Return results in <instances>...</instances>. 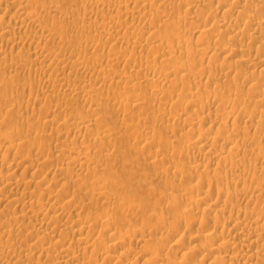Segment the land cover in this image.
Returning a JSON list of instances; mask_svg holds the SVG:
<instances>
[{
    "label": "bare ground",
    "instance_id": "1",
    "mask_svg": "<svg viewBox=\"0 0 264 264\" xmlns=\"http://www.w3.org/2000/svg\"><path fill=\"white\" fill-rule=\"evenodd\" d=\"M60 1H63L62 3H64V1H66V0H48V1H41V2H44L43 4H36V2H39V0H0V35L2 36V38H4V36H7L8 37V35H10L11 34V31L13 30V29H15V31H16V28L15 27H17L18 29H20V30H22L23 28H30V34L31 33H34V34H32V35H30V34H28L29 33V30H28V33H26L25 35L23 34L22 35V33H21V37H18V35H17V31L15 32L14 30V34H12V35H15V37H16V35H17V38H19V43L21 42V44H26L27 43V45H29V46H34V52H31L30 53V55L29 54H27V55H29L28 56V58L30 57V56H32L33 54L32 53H34V58H33V60H31L30 58V60L31 61H33V63L32 64H34V65H36V66H38V68H39V70L38 69H36V70H38V71H40L39 73H41V74H38L39 76L40 75H42V76H37V77H39L37 80H36V82H33V83H40L41 84V87H42V84L43 85H45L46 87L47 86H49V87H51V89H53L54 91L56 90V89H59V91H60V89L63 91V89H64V92H66L67 94H69V95H72V94H79V92L81 93V94H83V97L85 98V102H86V104L89 106L88 108V110L90 111L89 112V117H86V118H84L83 116H81V118H75V117H69L67 114L68 113H66L65 115L63 114L64 113V110H62V112L59 110H56V111H54L53 109H51V110H53L52 112H49V110L48 109H46V111L48 110V115L46 114V113H44V114H46L45 116L46 117H49V115L50 116H55V119H59L60 120V118L62 119L63 118V120L64 121H62V124H60V122H58L57 120H53V119H49V120H47L45 117V122H44V120H43V118H42V120H43V122L46 124V126H49L50 125V127L51 126H53L54 124L56 125V123H59L60 124V127H59V125H57V128H55V126H53V128L54 129H52L53 131H54V136H57V138H56V140L54 139V137H53V139L57 142V144H55V145H57V146H55L54 148H55V150L57 151V149L58 148H56V147H59V149H58V153L56 154H52V157H45L46 156V154H49L50 152L52 153V151L54 150V148H53V150L51 151L50 150V152L48 153H46L45 152V154H44V151H46V150H48L46 147L48 146H46V147H44L45 148V150H42V149H44V148H42V145H40V144H38L36 141L38 140V138L37 137H39L38 136V134L37 135H34V136H37V137H35V139H34V142H36L37 144H35L34 142H32L31 140L32 139H30L29 141H27L29 144H30V149L32 148V149H34V150H41L40 152H41V156H39V154L38 153H40L39 151H38V153H37V155L35 154V155H32V153H31V155H26V154H24L23 153V155H21V152L22 151H24V149L21 151V149H22V147H23V145H26L25 143H27L26 141L25 142H23V144H22V141H21V143L19 142V143H15V141L17 140V141H19V140H22V134H24V133H27V132H24L23 133V131L20 133V131L17 133V132H15L16 134H9V133H7V131H6V133H2L3 131L1 130V129H3V128H5V126L6 125H9V124H6L7 123V121L9 120V118H1L0 117V126L2 127L1 129H0V155L3 157V160L4 159H7L8 157L10 158V156H11V161L9 162H7L6 160H4V161H6L7 162V168H8V170H11L12 171V169L13 170H15V169H18V168H23L25 171H38V170H41V169H38L40 166H42L43 167V165H45L44 166V168L45 167H47L46 166V164L48 165V162L51 164V163H55L56 161H57V163H55L54 164V166H56V164H57V166L56 167H58V166H60V165H62V166H60L59 168H56V169H54V167H53V164H51L52 165V167L50 166V165H48V166H50L52 169H54L53 171H52V169L50 168V167H47V170H48V168L49 169H51V170H48V172H51V174L53 175V176H50V177H52L51 179V186L49 187V189L50 188H55V187H57V185H61V184H63V183H65L66 182V180L65 179H67V177L68 176H66V173H68L69 172V175H70V171H74V173H75V170L77 169H74V168H71V166L72 165H74V167H76V166H79L78 167V169L80 168V167H83V166H85L86 165V167L87 166H93L94 165V168L96 167L97 169H98V164L99 163H103L104 164V162H101L103 159L105 160L106 159V157L108 158L109 156H106L105 154L104 155H102V156H98L97 158H95L96 156H97V154L95 155V154H93V152H95V151H92V152H90L89 151V149L92 147V146H97L99 143H103V142H105V141H107V140H109V138H110V132L108 133L106 130H104L103 128L101 129L100 128V130H99V128H97L96 130H93V125L91 124V122L94 120V119H92V118H94V116H96L97 115V113H98V111H97V109L96 108H94V106H96L97 104H98V99H99V96L100 95H97V94H99V90L101 89L100 87V89L99 90H95V88H94V90H93V87L94 86H96L97 84H92V83H90V82H94V81H91L90 79L92 78L90 75H88V74H91L92 76H93V78H92V80L93 79H95V82L94 83H97V82H99L101 79H103V81H102V84L103 83H105L106 84V80H107V78L106 77H110V81H112V80H116L119 84L120 83H124V84H126V85H123L122 87L124 88V91H127L128 93H130L128 90H131L132 89V92H133V89H134V92H135V90L136 89H138V88H142L143 87V85H142V83L143 84H145V85H148L147 87H149V89H152V87L153 88H155L154 90H156L157 92H156V94L158 93H162L163 95H164V97H168V98H170L171 99V101H172V99L173 98H171V97H174L175 98V96H169L170 94L172 95V93L170 92V91H172V92H175L176 90H172V89H176V87H179V85H181V83L183 82V83H185V82H187V80H188V78H191V76H192V78L193 79H191V80H193L192 82H193V84L191 83H188V85H187V87H186V93H187V95H188V98H190V100L187 98V95L186 94H184V96L187 98H183L182 97V95H183V93H185L184 92V89H185V86L184 85H186V84H183V86H184V89H183V92H181L180 94L181 95H179V93H178V95L180 96L179 98L176 96V98L175 99H177L176 100V102L174 103L173 102V106H171L172 108H166V109H163V110H161L160 112H161V115L162 116H166V117H164V118H168V116H173V117H175L176 115H178V117H176V119L174 120V122H172V123H170V122H168V123H166V121L165 120H163V121H165V123L166 124H168L167 125V128L169 129V130H171L172 131V133L175 131H178L177 129L179 128H182V129H184L186 126L188 127V128H192V129H188V130H192L189 134L190 135H192V133H193V136H192V138L194 137L195 138V140H194V142H195V144L193 143L192 144V142L190 143V144H188V145H186V146H184L185 148V150L187 151V150H189L190 151V149L191 150H193L192 151V153L194 152V154H191V153H189V157H191V155H193V157H191L192 159L194 158V156H201L202 157V161H204V160H206L205 162H202V164L204 163V165H201V164H199V163H197L196 165L194 164L193 165V168H194V170L196 171L195 173L196 174H198V176L200 175V176H202V174L204 175L205 174V172H206V174H208L207 172H208V170L210 169L209 168V166H211V165H215V164H217V165H224V166H226V169H227V172L229 171L230 172V170H228L229 168H227V166H235V167H238V166H240V165H242V163L245 161H243L242 162V160L241 159H239V157H242L241 156V154L240 153H244V152H246V153H249L250 152V149H251V147L249 148V152H247V150H248V146H247V148L245 147V145H247V144H245L244 143V141H243V143H244V145H241V144H238L237 142H235L234 140H236L237 138H235L234 136H238L239 134H236V132L234 133L235 135L233 136L234 137V140H233V137L230 135L229 136V133L230 132H228V136H225V133L227 132V128H226V126H228L227 125V123H225L226 121H223L224 120V118H225V120H227V119H233V120H235V119H237V118H241L242 120H247L248 121V119L250 118L251 119V117L254 115V111L255 112H258V110H260L261 108H262V104H264V101L262 100V102H259V101H261V100H259L258 102H257V104H256V107H257V109L255 108V110L252 112V113H247V112H244L243 111V107L241 108V102L243 101H241V102H239V100L238 99H233V100H229L231 97H229V95H228V97H229V99L226 101L224 98L225 97H223L222 98V94H224V93H222L221 94V91H218L217 90V88L218 87H220L219 86V84H217V83H214V85L215 84H217L218 86H216L217 88L215 89V87H214V89L212 90V89H209V88H211L212 86H213V84L211 85V83H210V85H211V87H208L206 84H205V82L204 83H202V78L205 76V75H207L208 74V72H209V70L212 68V67H214L213 65L214 64H219L218 63V61L217 60H215V59H217V57H222V58H219V60L220 59H223V64L222 65H219V66H221L219 69L223 72V70L224 71H226L227 69H225V68H228V72L226 71V72H224V74H222V77L223 78H228V75H232V74H230V72H234V71H232V65L228 62V60H229V58L235 53V54H237V53H239L240 54V52L243 54H247V55H250V54H252L251 52V50L250 49H248V48H246V49H235V48H232V46H230V45H221V46H219V44L221 43V41H220V39H217V40H219V43H216V38H215V40L214 39H212V36H210L211 38H209V39H212V40H209V39H207V38H205L206 36H209L210 35V25L208 26V28L206 29H200L199 30V36H205V37H203L204 38V40H203V38H201L202 40H198L199 42L197 43V40H196V43L197 44H199V45H202V47H199V45L197 46L194 42V44H195V46H197V47H199L200 49L199 50H201L202 48H203V50H201L202 52H200L199 51V54L196 56L195 54H193V56L192 57H194V55L199 59V61H204V63H205V61H207V65L203 68V65L201 66L200 65V67H202V68H200L196 73H194L193 71H195L194 70V68H197V66H195L194 67V59L192 60V58H191V54L193 53H191V51H194L195 53L198 51H195V50H192V49H195V47H194V45H193V43H191L190 42V39H192L191 37H193V36H191V37H189V42L187 41H184V43L182 44V45H180V43H179V45H178V43H177V48L176 47H172V45H174V44H172L173 43V41H175L174 39H178V34H179V32H177L176 33V29L175 28H177L178 27V29L180 30H182V28H181V26L179 27V26H175V24H176V22L175 23H173V19H172V22H171V26H175L174 27V29H171V30H174V31H172L173 33L175 32L176 34H177V36H176V34L174 35L172 32V34L173 35H171V33L169 34V35H166V34H168V33H166V34H164V32H162V30H160V29H157L156 28V24H158L159 22H161V20H162V15H163V13L161 14V8H166L167 7V9L171 6L170 5V3H172L173 4V7H174V3L173 2H175L176 3V0H173V1H171V0H79L80 2H81V4H82V6H83V11H82V13L80 12L81 10H78V8H76V6L74 7V9L76 8L79 12H80V14H79V12H77L78 14V16L80 17V18H78V21H82L83 23L85 22L86 24H87V26L85 27V28H82L81 26H85V25H81L78 29H81L82 30V32H83V34L84 33H87L88 31V33H90L91 31L93 32V31H95V32H97L98 31V34L97 33H95L94 34V32L92 33V34H94V36L92 37L90 34H89V36H88V34L86 35L85 34V36L86 37H84L83 35H79L77 32H75V33H77L79 36L78 37H81L82 39L80 40V38L79 39H77V50H74V47L76 48V46H74V47H72L73 48V50H74V52L75 53H79V55H76V54H74V57H76L75 59L73 58V54H72V51H71V46H73V45H70L69 47H68V42H69V40H70V38H68L69 37V35H66V33H67V27H64V25L63 26H61V23H65L66 21L68 22L69 20V18L71 17L70 15L72 14V16H73V12H75V10L74 11H72V10H70V12H68L69 10H68V8L66 7V6H59V4H60ZM74 2H75V0H73ZM171 1V2H170ZM178 1V0H177ZM182 1V0H181ZM180 1V2H181ZM187 1V0H186ZM204 1H206V0H204ZM213 1V0H212ZM216 1V0H215ZM241 1V0H240ZM244 1V2H243ZM243 1H241V2H239V0H233V2L231 3V5H229L228 7H227V5L228 4H225V0H224V2H223V4L220 6V4H219V6H217V12L216 13H218V12H220L223 16H221V17H225L226 15H229V14H231V13H233L234 12V10H238L237 8H240V7H252L253 9H260V10H263V12H264V0H243ZM40 2V3H41ZM67 2H68V0H67ZM67 2H65L66 3V5H68L67 4ZM70 2V1H69ZM77 2H78V0H77ZM76 2V3H77ZM80 2H78V3H80ZM188 2V5L189 6H191L192 4L194 5V7H196L197 8V10L198 9H205V7L206 6H208L207 4L205 5V3L207 2H203L204 3V5H202L201 4V2H202V0L201 1H198V0H188L187 1ZM186 2V3H187ZM214 2V1H213ZM212 2V3H213ZM230 2V1H229ZM243 2V3H242ZM75 3V4H76ZM184 3V5H183V8L184 7H186L185 6V2H182V4ZM216 3V2H215ZM218 3H219V1H218ZM240 3H242V4H240ZM35 4V5H34ZM72 4H73V2H72ZM74 4V5H75ZM81 4H79L80 6L79 7H81ZM181 4V5H182ZM211 4V3H210ZM209 4V5H210ZM214 4V3H213ZM230 4V3H229ZM241 5V6H239L238 7V5ZM34 5V6H33ZM62 5V4H61ZM170 5V6H169ZM192 5V6H193ZM169 6V7H168ZM190 7L191 9L193 8V7ZM231 6V7H230ZM60 7V8H59ZM66 7V10L64 9ZM173 7H171V10H172V8ZM179 7V6H178ZM181 7V6H180ZM199 7H202V8H199ZM204 7V8H203ZM196 8H194V9H196ZM64 9V10H63ZM71 9V8H70ZM81 9V8H80ZM164 10L165 12L166 11H168V10H170V8L168 9V10ZM175 9V8H174ZM179 9V8H178ZM180 9H182V8H180ZM180 9L178 10V11H180ZM188 9H189V7H188ZM241 9V8H240ZM252 9V10H253ZM255 9V10H256ZM63 10V11H62ZM76 10V11H77ZM171 10H170V13H171ZM199 10V11H200ZM201 10V11H202ZM207 10V9H206ZM205 10V11H206ZM209 10H210V8H209ZM209 10H207V11H209ZM213 10V9H212ZM242 10V9H241ZM13 11V12H12ZM198 11V12H199ZM201 11H200V13H201ZM204 11V12H205ZM211 11V10H210ZM100 12H102V13H100ZM169 12V11H168ZM172 12H173V10H172ZM182 12V11H181ZM183 12L184 13H182V14H184L183 16L182 15H180L181 13H179V17L177 16V14L178 13H175L176 14V16L178 17L177 19L179 20V18L180 17H184L185 16V20H187L186 18H189V16H190V14H191V16H192V13L194 14V11H192V13H191V11H190V9L189 10H183ZM197 12V11H196ZM212 13H211V15L213 14V11H211ZM215 12V11H214ZM239 12V11H238ZM237 12V13H238ZM241 12V11H240ZM242 12H243V10H242ZM244 12H246V11H244ZM252 12V11H251ZM256 12V11H255ZM97 13H100V14H103V16L101 15V18H97ZM253 13V12H252ZM76 14V12L74 13V15ZM96 15V16H93V15ZM171 14H173V13H171ZM198 14V13H197ZM210 14V13H209ZM208 14V15H209ZM215 14V13H214ZM243 14V13H242ZM242 14H240V15H242ZM246 13H244V15H245ZM256 14V13H255ZM258 14H260V13H258ZM76 15V16H77ZM99 15V14H98ZM204 15V14H203ZM207 15V16H208ZM257 15V14H256ZM262 15V14H261ZM94 18H93V17ZM166 16H167V14H166ZM166 16H164V17H166ZM175 15H171V17H174ZM190 16V18L192 19L193 18V16L191 17ZM202 16V15H201ZM214 16V15H213ZM216 16V15H215ZM233 16V15H232ZM260 16V15H259ZM258 16V17H259ZM263 16V15H262ZM197 17V16H196ZM212 17V16H211ZM210 17V18H211ZM246 18H248L247 19V21L245 22V24H243L244 25V27L246 28V27H253V29H255V32H254V35H256V34H260V33H262L263 31H264V18L262 19V18H258V17H256L255 15H250V16H248V15H246L245 16ZM264 17V16H263ZM8 18V20L9 21H7V22H5V25H4V20H6ZM125 18V19H124ZM167 18H168V16H167ZM167 18H165V19H167ZM204 18V17H203ZM239 18V17H238ZM242 18V17H241ZM240 18V19H241ZM246 18H244L245 20H246ZM77 19V18H76ZM164 19V20H165ZM169 19V18H168ZM176 19V18H175ZM175 19H174V21H175ZM177 19H176V21H177ZM182 19H183V22H184V18H181V20H179V21H182ZM209 19V18H208ZM217 19V20H216ZM243 19V18H242ZM243 19V20H244ZM125 20H128V22H130V23H128V22H125ZM170 20V19H169ZM190 20V19H189ZM74 21V20H73ZM166 21V20H165ZM191 21V20H190ZM200 21V20H199ZM198 21V19H197V22H199ZM204 21H206V20H204ZM212 21H213V18H212ZM210 19H209V23L210 22H212ZM217 21V22H216ZM232 21V20H231ZM66 22V23H67ZM77 22V21H76ZM196 22V23H197ZM202 22V21H201ZM201 22H199V23H201ZM213 22H214V24H213ZM212 23H210V24H212L211 26L214 28V27H216V29H217V31L220 33V34H224V33H226L225 35H227V34H232V35H230V38H229V40H230V42H232L233 44L234 43H237L238 42V35H239V33L241 32V30L240 31H238L239 30V28L241 27L240 25H242L241 23H239L238 21H235V22H238L239 24H237V23H232V22H230V21H226V20H218V18H215V20L213 21ZM69 23V22H68ZM172 23L174 24V25H172ZM178 23V22H177ZM180 23V22H179ZM179 23L178 24H176V25H179ZM182 23V22H181ZM196 23H195V26H196ZM203 23V22H202ZM207 23H208V21H207ZM72 24H74V23H72ZM162 23H160V25H161ZM193 24H194V22H193ZM198 24V23H197ZM216 24V25H215ZM70 25V24H69ZM204 27L206 26V25H208V24H206V22L205 23H203L202 24ZM66 26H68L67 24H66ZM73 26V25H72ZM74 27H75V25H74ZM77 27V26H76ZM183 27V26H182ZM197 27L198 28H201V27H199V24L197 25ZM207 27V26H206ZM66 28V29H65ZM69 28V27H68ZM194 28V27H193ZM197 28V29H198ZM242 28H243V26H242ZM26 29V30H27ZM71 29V28H70ZM77 29V28H76ZM99 29H101V31L99 32ZM177 29V30H178ZM184 29V28H183ZM196 28H194V30H195ZM196 29V30H197ZM252 29V28H251ZM19 30V33L20 32H23V30L25 31V29H23L22 31H20ZM33 32H32V31ZM181 30H180V36H181V38L180 39H182V38H185V37H187L186 35L187 34H185V33H187V31H188V29L186 30V31H184L185 33H184V35L181 33ZM195 30V32H197ZM27 32V31H26ZM72 32V31H71ZM115 32V33H114ZM194 32V31H193ZM195 32H194V34H195ZM245 32V31H244ZM25 33V32H24ZM70 33V32H69ZM81 33V32H80ZM191 33V32H190ZM252 33V32H251ZM256 33V34H255ZM28 34V35H27ZM77 34H76V37H77ZM242 34V33H241ZM250 34V33H249ZM189 35V34H188ZM191 35V34H190ZM212 35V34H211ZM254 35H252V37L251 38H254V37H256V36H254ZM229 36V35H228ZM241 36V35H240ZM245 36V35H244ZM260 36V35H259ZM66 37H67V39H66ZM196 37H198V36H196ZM195 37V38H196ZM246 37V36H245ZM263 37V36H262ZM9 38H10V36H9ZM7 39V41L9 40V42H10V40L11 39H13L10 43H12V46H15L16 45V43L15 42H17V41H15L14 39H16V38H11V39ZM188 38V37H187ZM200 38V37H199ZM243 38V37H242ZM256 38H258V37H256ZM5 39V38H4ZM69 39V40H68ZM74 39V38H73ZM205 39H207V40H205ZM250 39V38H249ZM78 40H80V41H78ZM183 40H186V39H183ZM214 40V41H213ZM242 40H244L245 41V38L244 39H242ZM171 41H172V43H171ZM227 41V40H226ZM247 41H249V40H247ZM261 42V44H262V47H264V39H263V41L262 40H260ZM4 42V41H3ZM180 42H181V40H180ZM183 42V41H182ZM218 42V41H217ZM70 43H72L71 42V40H70ZM74 43V42H73ZM72 43V44H73ZM75 44V43H74ZM117 44H119V47L117 48ZM172 44V45H171ZM224 44V43H223ZM1 45H2V41H1V43H0V47H1ZM7 45H9V44H7ZM20 45V44H19ZM112 45V46H111ZM121 45V46H120ZM176 45V44H175ZM232 45V44H231ZM236 45V44H235ZM17 46V45H16ZM15 46V47H16ZM23 46H26V45H23ZM116 46V47H115ZM124 46V47H123ZM219 46V47H218ZM20 47H22V46H20ZM106 47H109L108 48V50L107 51H105L104 52V54H103V52L101 53L100 52V50H98V49H103V50H105V48ZM196 47V48H197ZM251 47V46H250ZM18 48V47H17ZM28 48V47H27ZM70 48V49H69ZM136 48H139L140 50L142 49H146V51H148L147 52V54L146 53H144V55H143V53L142 54H140V53H138V54H136V52H135V49ZM256 48V47H255ZM12 51H14V48L12 47ZM30 49V48H29ZM32 49V50H33ZM98 50L101 54H103V55H101V56H97L96 55V52H94L93 50H92V52H93V54L91 53V51H90V53H91V55L89 54V52L87 51V50ZM264 48H262V50H263ZM26 50V49H25ZM24 50V51H25ZM28 50V49H27ZM66 50H70V54L69 55H71L72 56V58L73 59H71V57H69V55L68 56H65V55H67V54H65L64 55V51H66ZM181 50H183V52L185 51V52H189V53H191V54H188L189 55V58H187L188 56H187V54L185 53H183L185 56H186V58H187V60H186V62H188L189 63V59H191L192 61V63L190 62V65L192 66H189V64H184V62H185V59H184V62H182L183 60V56L184 55H181L182 54V51ZM6 50H4V51H2L1 50V52H5ZM12 51H11V53H12ZM18 51H19V49H18ZM21 51H23L22 49L20 50V52ZM29 51H31V50H29ZM84 51H86L85 53H83ZM102 51V50H101ZM239 51V52H238ZM0 52V53H1ZM7 52V51H6ZM26 52V51H25ZM83 53V55H81L80 53ZM181 52V53H180ZM237 52V53H236ZM18 53V52H17ZM22 54H23V52H21ZM20 53V54H21ZM66 53H68V52H66ZM94 53H95V55L96 56H94ZM177 53H179L182 57V59L179 57L180 55L178 54L177 55ZM201 53V54H200ZM10 53H8V55H9ZM14 54V53H13ZM16 54V53H15ZM32 54V55H31ZM153 54H158L157 56H159V57H157V56H155V59H154V61H156V59L157 58H160V57H165L166 59H176V57H178V58H180V60H182V61H179V63H178V61H177V59H176V62L179 64H177L174 60H173V63L175 62L176 64V66L174 65V64H171V62H172V60L170 61V60H168V61H166V59L164 58V59H160L161 61H163V63L161 62V63H157L158 65H154V64H156V63H150V64H148L150 61H153V60H150L151 58V56H153ZM243 54V55H244ZM1 55H3L2 53H1ZM8 55H6L5 54V56L7 57ZM11 55V54H10ZM27 55H24L25 57H22L21 55H19V56H21V57H17L18 59L19 58H22V59H20V60H22L23 61V58H26L27 57ZM246 55V56H247ZM263 55H264V52H263ZM12 56V55H11ZM18 56V55H17ZM237 56V55H236ZM1 58H3L2 56H0ZM6 57H4V58H6ZM13 57V56H12ZM12 57H8V58H6V59H8L9 60V58H12ZM14 57H15V55H14ZM157 57V58H156ZM240 57V56H239ZM1 58H0V60H1ZM17 58H13V63H12V61H11V67H13V66H17V65H13L15 62H16V60H17ZM122 58V59H121ZM123 58L124 59H126L125 61H126V63L127 64H130L131 62H133V61H137V65H138V67L137 68H139V65L140 66H144V68H143V70L141 69V72H140V68H142V67H140L138 70H139V72L141 73V74H143V75H141L140 73V75H138V73H136L134 76H136V77H131V76H127V77H125V75H126V73H125V69H126V72H127V68L126 67H128V65H126V67H125V69H123V71L124 72H122L123 74H121V72L118 70H116L115 69V66L113 65V64H111L112 62H115L117 59H119V61H122L123 60ZM150 58V59H149ZM153 58V57H152ZM195 58V57H194ZM197 58H195V59H197ZM262 58V57H261ZM14 59H16V60H14ZM27 59V58H26ZM28 59V60H29ZM197 59V60H198ZM232 59V58H231ZM238 59H240V58H238ZM243 59V58H242ZM245 59V58H244ZM247 59V58H246ZM8 60H6V63L5 64H7V65H5L4 63V67H0V70H1V68H5L6 66L8 67V65L10 66V64H9V62H7ZM20 60H19V63H20ZM148 60H150L149 62H148ZM196 60V61H197ZM241 60V59H240ZM259 60V59H258ZM3 61V60H2ZM31 61H29L30 63H28V64H30L31 65ZM147 61V62H146ZM194 61V62H193ZM198 61V62H199ZM214 61H217L216 63H214ZM243 61H245V60H243ZM17 62H18V60H17ZM17 62L15 63V64H17ZM25 62V61H24ZM23 62V63H24ZM106 62V66L104 65V63ZM111 62V63H110ZM117 63H115V65L116 64H118V61H116ZM123 62V61H122ZM121 62V63H122ZM146 62V64H144ZM167 62H170V65H169V63H167ZM185 62V63H186ZM212 62L214 63V64H212ZM229 64H228V63ZM238 62V61H237ZM241 63H239V64H244L242 61H240ZM246 62V61H245ZM26 64H27V62H25ZM24 63V64H25ZM134 63V62H133ZM139 63V64H138ZM183 63V64H182ZM247 63V62H246ZM248 63H249V61H248ZM161 64V66H159ZM165 64H168V65H166L167 67H169V68H167V67H165ZM196 65H199V63L197 64V63H195ZM201 64V63H200ZM232 64H233V62H232ZM236 64V63H235ZM238 64V63H237ZM238 64V65H239ZM253 64H255V63H253ZM0 65H2V64H0ZM13 65V66H12ZM22 65V64H21ZM34 65H32V67L34 66ZM119 66L121 65V64H118ZM136 65V64H135ZM135 65H133L134 67H136ZM172 65H173V67H172ZM230 65H231V67H230ZM19 66V65H18ZM23 66V65H22ZM25 66H28V65H25ZM36 66H34V67H36ZM118 66V67H119ZM171 66V67H170ZM209 66H211V68H209ZM216 66V65H215ZM242 66V65H241ZM248 66V65H247ZM257 66L260 68V71H259V74H260V76H262V75H264V59H262V60H260V61H258V63H257V65H256V68H257ZM6 67V68H7ZM28 67H30V66H28ZM131 67H132V65H131ZM133 67V68H134ZM194 67V68H193ZM218 67V66H217ZM20 68H22V67H20ZM27 68V67H26ZM37 68V67H36ZM129 68V67H128ZM193 68V69H192ZM231 68V69H230ZM241 68V67H240ZM31 69V68H30ZM29 69V70H30ZM67 69H69L70 70V73H75V74H73V75H76V74H80V75H82V76H85L86 75V77L87 76H90L91 78H89V83H87L86 81H87V79H88V77L86 78V81L84 80L83 82H86L87 84H85V85H83L82 84V81H81V84L83 85V86H79V80H78V86L77 85H75V83H76V80H75V82L73 83V84H71L70 82H68V80H70V75H72V74H69L67 77L65 76V75H67L66 73H64ZM120 70H122V68H119ZM135 70H137L136 68H134ZM134 69H132V68H130V70H132V71H130V72H132L133 74L135 73V72H133L134 71ZM218 69V70H219ZM234 69H237V67L236 68H234ZM244 69V68H243ZM247 69H249V68H247ZM246 69V70H247ZM3 70V69H2ZM11 70V69H10ZM14 70H16L15 68H14ZM33 70V69H32ZM60 70V71H59ZM212 70V69H211ZM214 70V69H213ZM240 70V69H239ZM241 70H242V68H241ZM240 70V71H241ZM5 71H7V69H5ZM12 71V70H11ZM10 71V72H11ZM22 71H24V70H22ZM21 71V72H22ZM31 71V70H30ZM25 72V71H24ZM24 72H23V74H24ZM32 72L33 71H31V73L30 74H32ZM50 72H52V73H54V72H56L55 73V78L52 76V75H48V74H50ZM66 72H68V71H66ZM129 72V73H130ZM193 72V73H192ZM214 72V71H213ZM219 72V71H218ZM217 72V73H218ZM239 72V71H238ZM244 72H245V70H244ZM3 73V72H2ZM2 73H0V74H2ZM15 73V72H14ZM26 73V72H25ZM38 73V72H37ZM36 73V74H37ZM124 73H125V75H124ZM148 73L150 74V75H153L154 77H156L155 79L154 78H152V79H149L148 78ZM152 73V74H151ZM182 73H184L185 74V76H186V74L187 73H189V74H187V76L185 77V78H187V80L185 81L184 80V77H183V74ZM209 73H211V72H209ZM216 73V72H215ZM243 73V72H242ZM251 73V72H250ZM10 74V73H9ZM19 74L21 75V73L19 72ZM18 74V75H19ZM28 74V73H27ZM34 74V73H33ZM35 74V75H36ZM65 74V75H64ZM84 74V75H83ZM131 74V73H130ZM181 76H180V75ZM192 74V75H191ZM219 74H221V72H219ZM239 74V73H238ZM245 74H246V72H245ZM248 74H249V72H248ZM6 75V74H5ZM18 75H14L15 77H17ZM35 75H34V77H35ZM46 75H48L49 77H46ZM72 75V76H73ZM123 75H124V77H123ZM179 75V76H178ZM210 75V77H212L213 75H211V74H209ZM234 75V74H233ZM235 75H237L236 73H235ZM23 76V75H22ZM25 76V75H24ZM71 76V77H72ZM79 75H77V78H79L78 77ZM81 76V77H82ZM173 78H172V77ZM178 76V77H177ZM241 76H243V75H241ZM240 75H238V77H241ZM248 76V75H247ZM251 76V75H250ZM249 76V77H250ZM3 77H4V75H3ZM30 77H32V75H30ZM33 77V78H34ZM53 77V78H52ZM79 78V79H82V78ZM143 78L144 79V82H143V79H142V81H141V79H137V80H139L141 83V85L136 81V78ZM150 77V76H149ZM175 77V78H174ZM207 77V76H206ZM220 77V76H219ZM231 77V76H230ZM11 77H9L8 79H10ZM12 78H13V76H12ZM11 78V79H12ZM21 78H23V77H21ZM27 78V77H26ZM36 78V77H35ZM69 78V79H68ZM75 78V77H74ZM106 78V79H105ZM135 78V79H134ZM207 78H209V77H207ZM206 78V79H207ZM213 78V77H212ZM212 78H209L210 80L212 79ZM232 78H234V77H232ZM235 78H236V76H235ZM251 78L252 77H250V79H249V81H251ZM260 78V77H259ZM5 79H6V76H5V78L3 79L4 81H5ZM8 79H6V80H8ZM104 79H105V81H104ZM205 79V78H204ZM220 79H221V81H222V78L220 77ZM238 79V78H237ZM246 79H248V77L246 78ZM252 79H254V78H252ZM1 80V79H0ZM16 80H18V79H16ZM19 80H20V78H19ZM23 81H24V79H22ZM26 80V79H25ZM35 80V79H34ZM33 80V81H34ZM83 80V79H82ZM191 80H189L190 82H191ZM196 82H195V81ZM202 80V81H201ZM216 80H218V79H216L215 78V81ZM232 80V79H231ZM258 79H256V81H257ZM261 80H262V78H261ZM12 80H10L9 82H11ZM29 81V80H28ZM27 81V82H28ZM31 81V80H30ZM29 81V82H30ZM74 81V80H73ZM108 81V80H107ZM109 81V82H110ZM163 81H165V84H164V82ZM227 81V79L225 80V82ZM229 81V80H228ZM233 81H234V79H233ZM7 82V81H6ZM5 82V83H6ZM26 82V81H25ZM71 82H72V80H71ZM195 82V83H194ZM206 82H207V80H206ZM217 82V81H216ZM237 82V81H236ZM235 82V83H236ZM252 82H253V80L251 81V84H252ZM8 83V82H7ZM15 83V82H14ZM13 83V84H14ZM31 83V82H30ZM99 83H101V82H99ZM161 83H163L162 84V86H161ZM171 87H168V90L169 89H171V90H167V92L168 93H166V88H164L163 87V85H167V84ZM212 83H213V81H212ZM249 83V82H248ZM258 83H260V81L258 82ZM257 83V84H258ZM263 83V82H262ZM104 84V86L105 87H107L106 85ZM113 84V83H112ZM115 84V83H114ZM114 85V86H119L120 87V89H121V86L120 85ZM190 84V85H189ZM250 84V83H249ZM253 84H254V82H253ZM1 85V84H0ZM8 85V84H7ZM6 85V86H7ZM31 85V84H30ZM33 85V84H32ZM36 85V84H35ZM94 85V86H93ZM129 85V86H128ZM192 85V86H191ZM207 86L206 88L207 89H209V90H207L205 87L203 88V90L205 91L206 90V92L207 91H209V95H211L212 94V96H209V97H211V98H209L208 99V94L206 93V95H207V97L206 96H204V94H203V92L204 91H201V92H199L201 89H199V88H201V86ZM232 85V84H231ZM236 86H238L237 85V83L235 84ZM263 85V84H262ZM10 86V88H11V86L12 85H9ZM13 86H15V85H13ZM25 86V85H24ZM34 86V85H33ZM38 86V88L40 87L39 86V84L37 85ZM44 86V87H45ZM100 86V85H99ZM103 86V85H102ZM101 86V87H102ZM104 86L102 87V88H104ZM110 86V85H109ZM182 86V87H183ZM190 86V87H189ZM1 87V86H0ZM5 87V86H4ZM18 87V86H17ZM26 87V86H25ZM30 87V86H29ZM28 87V88H29ZM34 87H36V86H34ZM151 87V88H150ZM181 87V86H180ZM194 87V88H193ZM239 88H236V90L238 89L239 90V92H242V91H240L241 90V88L242 87H240V86H238ZM2 88V87H1ZM0 88V89H1ZM16 88V87H15ZM22 88V87H21ZM43 88V87H42ZM112 88V87H111ZM143 88H146V86L145 87H143ZM230 89H231V87H229ZM254 87H252L251 89H253ZM13 89V88H12ZM26 89V88H25ZM24 89V90H25ZM33 89V88H32ZM32 89H31V91H32ZM113 89V88H112ZM192 89H196V90H198L199 89V91H197L196 92V90L195 91H193ZM229 89V90H230ZM233 89V88H232ZM259 89H262V88H259ZM8 90V89H7ZM42 90H44V89H42ZM41 89H40V91H42ZM47 90V89H46ZM104 90L106 91V89L104 88ZM103 90V91H104ZM110 90V89H109ZM108 90V91H109ZM121 90H123V89H121ZM121 90H120V92H121ZM221 90V89H220ZM235 90V91H236ZM237 90V91H238ZM36 91V90H35ZM38 91H39V89H38ZM38 91H36V93L38 94H36V95H34L33 94V96H37L36 98V100H39L38 102L39 103H42V102H40V101H43V100H46V101H48V96L50 95V94H48L46 91L44 92L45 94L47 93L48 94V96H47V99L45 98L46 96L43 94V92L41 93V94H43L45 97H43V96H41V95H39V92ZM62 91H60V92H58V93H60V94H62L63 95V93H62ZM100 91H102V90H100ZM152 91V90H151ZM181 91V90H180ZM33 92V91H32ZM31 92V93H32ZM50 92H52V91H50ZM83 92V93H82ZM94 92H97V94H95ZM113 92V91H112ZM127 92H125V93H127ZM137 92V91H136ZM143 92H146L145 90L143 91ZM142 92V93H143ZM150 92V91H149ZM155 92V91H154ZM201 93L202 94V96H200L201 94H199V93ZM231 92V91H230ZM230 92L228 93V94H230ZM233 92V91H232ZM261 92V91H260ZM263 93L262 94H264V88H263V91H262ZM30 93V96L32 97V94ZM101 93V92H100ZM105 93V92H104ZM104 93H103V95H104ZM111 93V92H110ZM109 93V94H110ZM125 93H122L123 95H126ZM128 93H127V95H128ZM142 93L140 94L141 96H142ZM152 93V92H151ZM26 94V93H25ZM46 94V95H47ZM67 94H64L63 96H66ZM80 94V95H81ZM121 94V95H122ZM139 94H133V96L131 97V98H128V97H124L123 99H120V98H122V96L118 93L117 94V96L118 97H112V98H110V99H112V101H114L113 103H114V106H118L117 108H118V113H122L124 116L123 117H134V113H133V111L135 110V108H137V107H139V105H141L142 103V99H143V102H145L144 101V99H146V98H144V96H140ZM157 94V95H158ZM161 94V95H162ZM6 95V94H5ZM53 95V94H52ZM59 95V94H58ZM61 95V96H62ZM108 95V94H107ZM134 95H136V96H134ZM144 95V94H143ZM153 95H155V94H153ZM173 95H175V94H173ZM225 95V94H224ZM223 95V96H224ZM227 95V94H226ZM231 95V94H230ZM233 95V94H232ZM8 96V95H7ZM18 96V95H17ZM51 96V95H50ZM54 96V95H53ZM82 96V95H81ZM234 96V95H233ZM233 96H232V98H233ZM9 97V96H8ZM12 97V96H11ZM26 97V96H25ZM40 97V98H39ZM104 97V96H103ZM109 97H110V95H109ZM152 97V96H151ZM155 97V96H154ZM154 97H152L150 100H152V103H153V101H154V99L155 100H157L156 98L157 97H159V96H157L156 98H154ZM202 97H206L207 99L206 100H204V98H202ZM251 97H253V96H251ZM250 97V98H251ZM34 98V97H33ZM43 98V99H42ZM54 99L55 98H57V96H54L53 97ZM63 98V101H65V100H67V99H65L64 100V97H62ZM61 97L59 98V100L60 99H62ZM65 98H67V96L65 97ZM126 98V99H125ZM160 98H162V96L161 97H159L158 99H160ZM8 99V98H7ZM22 99H23V97H22ZM58 99V98H57ZM57 99H55V100H57ZM100 99H101V97H100ZM147 99H149V98H147ZM221 99H224L226 102L224 103V104H226L225 106H224V108L222 109V111L221 110H217V109H213L214 111H212L213 113H216L215 112V110L216 111H219V112H217L218 114H214L213 115V118L211 117V115H209V116H207V117H204V118H206L205 120H204V118H202L203 117V115H201V114H199L198 112H194V113H192L191 114V112H189V115H187L185 112H186V107L187 108H190V109H192V107H194V106H197L196 108L197 109H200L201 111H200V113L202 112L203 113V111H207V110H204V109H209L208 111H211L212 110V108L211 107H214V106H216V105H218L219 104V101L221 100ZM3 100V99H2ZM12 100V99H11ZM14 100V99H13ZM16 100H18V99H16ZM24 100V99H23ZM50 100H52L51 98H50ZM59 100H58V102H59ZM107 100H108V98H107ZM163 100V99H162ZM185 100V101H184ZM189 101V102H187V101ZM223 100V101H224ZM3 101H5V102H7L6 101V98L3 100ZM18 101H20V98H19V100ZM25 101V100H24ZM30 101H31V99L29 100V103H30ZM33 101H35L34 99H33ZM61 101V100H60ZM63 101H61V102H59V107H60V109H64V107H62V106H67L68 108H70L68 105L70 104L69 103V101L67 102V101H65V103H63ZM97 101V102H96ZM110 101V100H109ZM111 101V102H112ZM228 101H230L229 103H228ZM12 102V101H11ZM35 102H37V101H35ZM37 102V103H38ZM45 102V101H44ZM49 102V101H48ZM51 102V101H50ZM75 102V101H74ZM73 102V103H74ZM155 102V101H154ZM157 102V101H156ZM159 102H161V100L159 101ZM164 102V101H163ZM163 102H162V105H163ZM183 102H185L186 103V105L184 104V108L183 107H181V105H182V103ZM3 103V102H2ZM14 101H13V106H14ZM19 103V102H18ZM17 102H16V105L18 104ZM26 103V102H25ZM29 103H28V105H29ZM53 103V102H52ZM188 103V104H187ZM220 103H221V105H222V107H223V104H222V102L220 101ZM9 104H11L10 103V97H9ZM31 104H32V102H31ZM30 104V105H31ZM45 104H48L49 105V103H45ZM56 104H57V102H56ZM99 104H102V103H99ZM159 104V103H158ZM1 105V104H0ZM21 105V104H20ZM19 104H18V108H22V107H28V105H26V106H20ZM33 105H37L36 103L34 104H32V108H33ZM39 105V104H38ZM50 105H51V103H50ZM55 105V104H54ZM54 105H52V106H54ZM71 105H73L72 103H71ZM70 105V106H71ZM85 105V104H84ZM144 105H145V103H144ZM156 105V104H155ZM220 105V104H219ZM220 105V106H221ZM4 106H6V105H4ZM4 106H3V108H4ZM47 106V105H46ZM45 106V107H46ZM99 106V105H98ZM178 106H180L181 107V111H182V114H178V112L177 113H175L174 115H172L173 114V112L175 111L174 109L175 108H177L178 109ZM186 106V107H185ZM244 106H246L247 107V105L245 104ZM7 107H9V106H7ZM10 107H11V105H10ZM37 106H35V108H36ZM44 107V106H43ZM49 107V106H48ZM58 107V108H59ZM72 107V106H71ZM87 107V106H86ZM141 107V106H140ZM218 106H216V108H217ZM221 107V108H222ZM225 107H226V109L228 108V107H230L231 108V110L230 111H233V112H230V111H225L226 109H225ZM264 107V106H263ZM6 108V107H5ZM12 108V107H11ZM17 108V113L19 112H21V113H23V111L21 110V111H18L19 109ZM31 108V110H35V109H32ZM42 108V107H41ZM40 108V109H41ZM50 108V107H49ZM116 108V109H117ZM142 108V107H141ZM165 108V107H164ZM185 110V111H183V109ZM245 108V107H244ZM13 109V110H12ZM12 109H10L9 111L8 110H6V111H8V112H11V113H6V114H8L7 115V117H10L11 118V115L10 114H12L13 113V116H14V113H15V111H16V107H13ZM25 109V108H24ZM23 109V110H24ZM28 109H30V107L28 108ZM28 109H26L25 111H27L28 112ZM39 109V108H38ZM55 109V108H54ZM65 109H67V108H65ZM197 109H194V111H196ZM211 109V110H210ZM1 112H0V115L1 114H3V113H5V112H3V110H2V106H1ZM87 110V111H88ZM98 110H100V109H98ZM188 110V109H187ZM236 110H238V113H237V111ZM24 111V112H25ZM30 111V110H29ZM36 111V110H35ZM35 111H33V112H31L32 114L33 113H35ZM42 111V110H41ZM40 111V112H41ZM66 111V110H65ZM191 111V110H190ZM193 111V110H192ZM235 111H236V113H235ZM3 112V113H2ZM37 112V111H36ZM67 112V111H66ZM86 112V111H85ZM183 112L186 114V116H188V117H186V118H183ZM261 112H262V114H261ZM263 109H262V111H260V114H259V116H261V115H263V117H264V114H263ZM181 113V112H180ZM188 113V112H187ZM205 113V112H204ZM210 113V112H209ZM209 113H207V114H209ZM32 114H30V115H32ZM63 114V115H62ZM160 114V113H159ZM184 114V115H185ZM206 114V115H207ZM5 115V114H4ZM10 115V116H9ZM25 115V114H24ZM58 115V116H57ZM72 115V114H71ZM74 115V114H73ZM200 115H201V117H200ZM257 115V114H256ZM3 116V115H2ZM22 116H23V114H22ZM34 116V115H33ZM44 116V115H43ZM56 116L57 117H60V116H62V117H60V118H56ZM64 116H66V117H64ZM68 116V117H67ZM78 116H80V115H78ZM86 116V115H85ZM98 116V115H97ZM140 116V115H139ZM5 117V116H4ZM141 117V116H140ZM158 117V116H157ZM255 117V116H254ZM258 117V116H257ZM34 118V117H33ZM96 118V117H95ZM139 118V117H138ZM156 118V117H155ZM154 118V120H156ZM170 118V117H169ZM211 118V119H210ZM219 118H221V120L220 121H222V122H224L225 124L223 125V127H217V125H216V129L214 130V124L215 123H218V119ZM256 118V117H255ZM254 118V119H255ZM4 119V120H3ZM22 119V118H21ZM27 119H29V121H30V118H27ZM124 119V118H123ZM136 119V118H135ZM163 119V118H162ZM223 119V120H222ZM10 120H12V119H10ZM23 120L24 119H22L21 120V123L23 122ZM42 120H41V122H42ZM53 120V121H52ZM97 120V119H96ZM206 120H208L209 122H211V125H210V123L208 124L207 122H206ZM237 120H239V119H237ZM236 120V121H237ZM260 120V119H259ZM264 119L262 118V121L260 122L261 124H260V126H261V128L263 129L264 127H262L263 126V124H264V121H263ZM24 121H26V120H24ZM54 121H56V123L54 122ZM61 121V120H60ZM95 121V120H94ZM93 121V122H94ZM162 121V120H161ZM206 122L208 125H210L209 126V128L207 127H205V129H202V128H200L199 127V125L198 124H200L201 122ZM219 121V122H220ZM250 121V120H249ZM253 121V120H252ZM27 122V121H26ZM26 122H24V123H26ZM40 122V119H39V121H38V123ZM40 122V123H41ZM42 122V123H43ZM90 122V125H88V123ZM96 122V121H95ZM94 122V123H95ZM123 123H124V127H126V128H130V129H133V131L132 132H130V136L129 137H131L132 139H134V140H136L137 142H138V144H139V142L141 143V142H145L144 143V145H145V147L147 148V149H151L152 147H154V145L155 144H157V142L155 143V133H152V132H150V131H147V130H144V131H140V130H138V129H134V127L131 125V123H128L127 121H125V119L122 121ZM10 123H12V122H10ZM24 123H22V125L24 124ZM39 123V124H40ZM205 123V124H206ZM230 123V122H229ZM232 123V125L234 124L233 123V121L231 122ZM236 123V122H235ZM252 123V122H251ZM6 124V125H5ZM27 124H29L28 122H27ZM165 124V125H166ZM201 124H203V123H201ZM200 124V125H201ZM204 124V125H205ZM213 124V125H212ZM255 124H257V123H255ZM3 125H5L4 127H3ZM24 125H26V124H24ZM23 125V126H24ZM38 125V124H37ZM194 125H196V126H194ZM203 125V126H204ZM219 125H222V124H220L219 123ZM238 125V124H237ZM236 125V126H237ZM246 126L247 125H249V124H245ZM251 125V124H250ZM253 125V124H252ZM28 126V125H27ZM30 126V125H29ZM41 126V125H40ZM71 126V128H73V130H75V132L74 133H76V136L77 137H79V138H83V141H86V136L87 135H89V136H94V137H90V138H95V141H93V142H95V145L94 144H89L88 143V145L87 146H85L86 144H84V143H86V142H83L82 140V144H81V146L79 145V144H77L78 142H76L77 140L74 138V135H73V133H72V129H69V127ZM198 126V127H197ZM202 126V127H203ZM206 126V125H205ZM211 126H213V129H212V127ZM225 126V127H224ZM240 126V125H239ZM246 126L244 127V124H243V126L242 127H244V128H246ZM256 126V125H255ZM7 127V126H6ZM9 127V126H8ZM11 127V126H10ZM25 127V126H24ZM34 127H35V125H34ZM34 127H32L33 129L32 130H34ZM186 127V128H187ZM229 128H228V130L230 129V125L228 126ZM232 127V126H231ZM257 127H259V126H257ZM27 128V127H26ZM90 128V129H89ZM167 128H165V129H167ZM204 128V127H203ZM233 128V127H232ZM232 128H231V130H232ZM236 127H235V125H234V129H235ZM237 128H238V126H237ZM241 128V127H240ZM240 128H238V130L236 129V131L238 132V133H240L241 132V130H240ZM243 128V129H244ZM253 128V127H252ZM260 128V127H259ZM259 128L256 130V131H259ZM21 129V128H20ZM49 129V128H48ZM66 129H67V132L65 133L64 132V130L66 131ZM68 129L69 130H71V133L70 134H72V136H73V138L74 139H72L71 138V142H68L67 140H68V138H67V140H66V142H61L62 141V138H63V136H67L68 135ZM247 129H248V127H247ZM246 129V130H247ZM249 129H250V126H249ZM248 129V130H249ZM256 129V128H255ZM262 129H261V131H262ZM21 130H23V129H21ZM52 130H50L51 132H53ZM181 130V129H180ZM188 130H187V132H188ZM248 130L246 131V132H248ZM152 131V130H151ZM170 131V132H171ZM240 131V132H239ZM250 131V130H249ZM264 131V130H263ZM29 132V131H28ZM33 132H35V130L33 131ZM183 132V131H182ZM186 132V131H185ZM187 132H186V136H188L189 134H187ZM245 133V134H247L246 132H245V129H244V131H242V133ZM14 133V132H13ZM181 133V132H180ZM233 133V132H232ZM231 133V134H232ZM248 133H250V132H248ZM28 134H31L32 135V133H28ZM36 134V133H35ZM155 136H154V135ZM174 134V133H173ZM227 134V133H226ZM245 134H243V136H246ZM263 134V133H262ZM27 135V134H26ZM49 135V134H48ZM53 135V133H51V135H50V137ZM184 135H185V133H184ZM184 135H182L183 137H184ZM249 135H251V134H248V136ZM69 136V135H68ZM67 136V137H68ZM185 136V137H186ZM252 136V135H251ZM25 137V136H24ZM23 137V138H24ZM30 137V136H29ZM49 137V138H50ZM61 137V138H60ZM70 137V136H69ZM76 137V138H77ZM239 137H241V135H239ZM250 137V136H249ZM248 137V138H249ZM263 137V136H262ZM26 138V137H25ZM28 138V137H27ZM32 138H33V136H32ZM79 138H77V139H79ZM90 138H89V140H90ZM247 138V137H246ZM247 138V139H248ZM252 138V137H251ZM250 138V139H251ZM37 139V140H36ZM52 138H50V140H51ZM65 139H66V137L64 138V140L63 141H65ZM184 139V138H183ZM253 139V138H252ZM36 140V141H35ZM61 140V141H60ZM73 140V141H72ZM190 140H188V141H186L187 143L190 141ZM223 142H222V141ZM53 141V140H52ZM60 141V142H59ZM135 141V142H136ZM181 141H183V140H181ZM184 141V142H185ZM239 141V140H238ZM241 141V140H240ZM252 141V140H251ZM55 142V143H56ZM80 142V141H79ZM219 142H222L221 143V146L223 145V143L225 144V146H227L228 147V149L227 150H229V153L228 154H226V152H223L224 151V149H226L225 148V146L223 145V147H224V149L222 150V151H220V153L218 152V151H216V149H214L215 147H217L215 144H217V143H219ZM246 142V141H245ZM248 142V141H247ZM53 143V142H52ZM92 143V142H91ZM98 143V144H97ZM242 143V144H243ZM255 144H257L256 142H254ZM97 144V145H96ZM159 144V143H158ZM181 144H182V142H181ZM180 144V145H181ZM44 146H45V144H43ZM54 145V144H53ZM134 145V144H133ZM168 145V144H167ZM171 145V144H170ZM174 145V144H173ZM185 145V144H184ZM213 145H215V147L213 148ZM257 145H259V144H257ZM262 146L264 145V144H261ZM5 146V147H4ZM29 146V145H28ZM66 147V148H68L69 149V147H71V148H79V150H78V152L76 153L77 155L76 156H74L73 154H72V152L75 150H73V151H68V149H63L62 147ZM69 146V147H68ZM99 146V145H98ZM97 146V147H98ZM157 146V145H156ZM155 146V147H156ZM169 146V145H168ZM220 146V147H221ZM52 147V146H51ZM64 147V148H65ZM159 147V146H158ZM167 147V146H166ZM172 147V146H171ZM174 147V146H173ZM181 147H182V145H181ZM219 147V146H218ZM222 147V148H223ZM259 147V146H258ZM264 147V146H263ZM25 148V147H24ZM26 148H28L27 147V145H26ZM61 148V149H60ZM102 148V147H101ZM169 148V147H168ZM168 148H166V149H168ZM175 148V147H174ZM196 149L195 151H194V149ZM262 148V147H261ZM143 149L145 150V148H144V146H143ZM153 149V148H152ZM173 149V148H172ZM254 149V151H253V155H255V148H253ZM26 150V149H25ZM95 150H97V149H95ZM103 150V149H102ZM105 150V149H104ZM103 150V151H104ZM170 150V149H169ZM168 150V151H169ZM177 150V149H176ZM183 150V149H182ZM181 150V151H182ZM214 150L217 152H214ZM218 150V149H217ZM252 150V149H251ZM256 150H257V147H256ZM262 151H259V149H258V151L260 152V153H258L257 154V151H256V156H258V159H260L261 161L263 160V162L262 163H264V148L263 149H261ZM29 151H31V150H29ZM43 151V152H42ZM77 151V150H76ZM91 154H93V155H95V157L93 158V157H90V153ZM107 151H108V149H107ZM106 151V152H107ZM153 151H154V149H153ZM153 151H151V152H153ZM172 151V150H171ZM178 151V153H175L174 155L172 154V156L171 155H169L168 154V156H170V157H168L167 156V154L166 155H164L165 156V158H163V156H162V158L161 159H157V154L155 153V151H154V153H152L153 155L151 156L150 154V156H151V158H152V160L153 161H151L150 159V161H151V163H152V165L154 166V163H157L158 164V161L160 162V160H161V162H160V164L161 165H166V163H170V168H172V166L175 168V166L173 165L174 163H177V164H179V162H177V161H179L182 157H186L187 158V156H181V158L179 159V157H180V153H179V150H177ZM25 152V151H24ZM32 152V151H31ZM37 152V151H36ZM35 152V153H36ZM55 152V151H54ZM75 152V151H74ZM105 152V151H104ZM191 152V151H190ZM221 152H223V153H221ZM228 152V151H227ZM30 153V152H29ZM42 153L44 154V156H42ZM96 153H97V151H96ZM246 153H244V155L246 154ZM252 153V152H251ZM34 154V153H33ZM75 154V153H74ZM183 154V153H182ZM185 154H187V153H185ZM185 154H183V155H185ZM191 154V155H190ZM240 154V155H239ZM26 155V156H25ZM108 155V154H107ZM159 155H160V153H159ZM239 155V156H238ZM248 155V154H247ZM54 156V157H53ZM111 156H112V154H111ZM110 156V157H111ZM167 156V157H166ZM236 156H238V157H236ZM1 157V158H2ZM6 157V158H5ZM188 157V158H189ZM9 158H8V160H9ZM150 158V157H149ZM186 158H184L185 160H186ZM187 158V159H188ZM237 158V159H236ZM246 157H243L242 159H245ZM251 158H253V157H251ZM255 158H257V157H255ZM13 159V160H12ZM179 159V160H178ZM201 159V158H200ZM257 159V160H258ZM3 160H1V161H3ZM111 160V159H110ZM199 160V159H198ZM236 160V161H235ZM248 160H249V158H248ZM254 160V159H253ZM253 160H251V162L253 161ZM256 160V161H257ZM3 161V162H4ZM53 161H55V162H53ZM100 161V162H99ZM180 161H182V159L180 160ZM184 161V160H183ZM183 161L181 162L182 164H183ZM194 161H195V163L197 162L195 159H194ZM6 162H4L5 164H6ZM58 162L60 163V162H62L63 164H59L58 165ZM97 162V166H95V163ZM154 162V163H153ZM162 162H163V164H162ZM193 162V161H192ZM260 162V161H259ZM94 163V164H93ZM185 163V162H184ZM187 163V162H186ZM248 163V162H247ZM254 163V162H253ZM2 164L3 163H1V166H2ZM4 164V165H5ZM188 164H189V162L187 163V167H188ZM193 164V163H192ZM252 164V163H251ZM250 164V165H251ZM260 164V163H259ZM64 165V166H63ZM100 165V164H99ZM156 165V164H155ZM160 165V166H161ZM164 165V166H165ZM176 165V164H175ZM244 165V164H243ZM242 165V166H243ZM254 165V164H253ZM262 165V164H261ZM261 165H259V167L261 168ZM101 166H102V164H101ZM157 166H159V165H157ZM167 166L168 167H166L167 169H166V171L167 172H170L169 170H170V168H169V164H167ZM202 166H205V169L207 170V171H205V169H203V170H200V168L202 167ZM244 166H246V165H244ZM256 167H258L257 165H255ZM73 167V166H72ZM85 167V168H86ZM181 167H182V165H181ZM186 167V166H185ZM189 167H190V165H189ZM188 167V168H189ZM217 167V166H216ZM220 169H222L223 170V166H218ZM218 167L217 168H215L216 169V171L218 170ZM252 165L250 166V167H248L249 169H244L245 171V173L244 172H242V173H239L240 171H239V169H237V171H239V172H237L236 171V169H235V172H231L232 173V178H231V180H230V183L231 182H233L236 186H237V188H238V185H237V183L238 182H240V180H244L243 179V175H245L246 174V178H247V180H248V177H249V175L247 176V174H252V175H254V176H256L257 175V173H259L258 171L260 170L259 169V167L258 168H256V167H252ZM262 167L264 168V165H262ZM41 168V167H40ZM43 168V169H44ZM89 170L91 169H93V168H89V167H87ZM174 168H172V169H174ZM177 168H179V166L177 167L176 166V170H177ZM184 168V166L181 168V169H183ZM240 168H242L241 166H240ZM244 168H246V167H244ZM251 168V169H250ZM263 168H262V172H261V174L264 172V170H263ZM42 169V170H43ZM72 169V170H71ZM74 169V170H73ZM77 169V170H78ZM84 169V168H83ZM82 168L80 169V170H83ZM219 169V171H221ZM231 169V171H233L232 170V168H230ZM234 169V168H233ZM1 170V169H0ZM7 170V171H8ZM39 171V173L38 172H36V173H38V174H40L41 172H43V171ZM45 170V172H43V174L45 175V174H49V173H47V171H46V169H44ZM85 170V169H84ZM87 170V169H86ZM91 170H90V173L92 174V176H93V173H95L96 174V172H99V171H97V170H95V169H93L92 170V172H91ZM16 171V170H15ZM24 171V172H25ZM94 171V172H93ZM96 171V172H95ZM165 171V170H164ZM209 171H211V169L209 170ZM3 172V171H2ZM1 172V174H3V173H5V175H6V171H4L3 173ZM88 172V171H87ZM173 171H171V173H172ZM182 172H183V170H182ZM191 172V171H190ZM222 172V171H221ZM226 172V173H227ZM257 172V173H256ZM9 173V172H8ZM7 173V175L9 176V174ZM12 173H14V171H12ZM12 173H10V175L12 174ZM16 173V172H15ZM33 173L34 172H32V176H35V174L36 173H34V175H33ZM73 173V172H72ZM72 173H71V175H72ZM73 173V175H75L77 178H78V180L80 179L79 178V176H81L79 173H81V171L78 173V172H76L75 174ZM79 174V176L78 175H76V174ZM89 173V172H88ZM88 174L89 176H91V174ZM174 173V172H173ZM172 173V174H173ZM176 173H178V175L180 174V176H181V173H179L178 171H176ZM175 173V174H176ZM192 173V172H191ZM195 173H193V174H195ZM217 173L218 174H220L218 171H217ZM223 173H225V171L223 172ZM222 173V174H223ZM42 174V173H41ZM65 174V175H64ZM183 174V173H182ZM195 174V175H196ZM205 174V175H206ZM250 174V175H251ZM256 174V175H255ZM261 174H259V175H257V176H260ZM264 174V173H263ZM5 175L3 174V176H1L0 177V186H1V191L2 192H4L3 190H5L6 189V186H7V188L9 189V187L10 188H12V190H13V188L16 186L17 188H18V186L20 185L21 187H22V185L24 184V186H25V188L26 189H28L30 186H27V185H29V184H27L26 185V183H31L29 180V182H27L25 179H23L22 178V181L24 180V182L22 183V182H20L21 181V179H20V181H19V179H18V181L17 182H13L12 184H11V182H12V180L8 183V179H6L5 178ZM43 175V176H44ZM72 175V177L71 178H74L75 176H73ZM87 175V174H86ZM85 175V176H86ZM87 175V177H84V175H83V177L86 179V184H87V186H86V184L85 185H83L85 182H84V178H82V180H83V182L81 181V179H80V181L82 182V186H81V184L79 183V182H77L78 184H80V185H78V184H76V180H77V178H76V180H75V183L74 182H72L73 184H76V185H78L77 187H79V186H81V187H79V188H82V187H86V188H88L89 187V185H90V183H89V185H88V181L87 180H90V179H88V178H90L89 176ZM177 175V176H178ZM190 175V174H189ZM192 175V174H191ZM216 175V174H215ZM221 175V174H220ZM227 176L229 175V174H226ZM64 176H66V177H64ZM91 176V177H92ZM94 176H96V175H94ZM194 175H192V178L191 179H193L194 177H193ZM213 176V175H212ZM223 176V175H222ZM231 175H229L228 177H230ZM7 177V176H6ZM36 177V176H35ZM45 177V176H44ZM50 177H46V178H48V181H49V178ZM70 177V176H69ZM203 177V176H202ZM205 177V176H204ZM203 177V178H204ZM252 177V176H251ZM251 177H249V179H251ZM8 178V177H7ZM34 178V177H33ZM39 178V177H38ZM43 177H41V179H42ZM56 178V179H55ZM71 178H68L67 179V181L69 180V179H71ZM216 178L217 179H219V177H217L216 176ZM226 178V177H225ZM245 178V179H246ZM256 179H257V181L259 182V180L260 179H258L257 177H255ZM261 178H262V175H261ZM44 180H45V178H43ZM91 179H94V178H91ZM95 179H97L96 177H95ZM94 179V181H95V184H97L98 183V181L99 182H102L103 183V186H104V182H107V184L109 185V181H104V180H102V181H100V180H95ZM211 179V178H210ZM209 179V180H210ZM217 179H215V180H217ZM228 179H230V178H228ZM253 179H254V177H253ZM252 179V180H253ZM256 179H254V180H256ZM264 179V177L262 178V180ZM10 180V179H9ZM15 180V179H14ZM38 180V179H37ZM36 180V181H37ZM55 180V181H54ZM77 180V181H78ZM227 179H225V181H226ZM246 180V181H247ZM253 180V181H254ZM261 180V181H262ZM26 181V182H25ZM41 181V180H40ZM48 181H46V185H47V183H48ZM52 181H54V182H52ZM63 181H65V182H63ZM72 181V180H71ZM93 181V180H92ZM96 181H97V183H96ZM210 181H212V180H210ZM218 181V180H217ZM222 181H224V179H221V181H220V183L222 182ZM224 181V182H225ZM229 181V180H228ZM250 181V180H249ZM249 181H247V184H248V182ZM252 181V182H253ZM49 182V183H50ZM63 182V183H62ZM69 182L70 181H68V183L67 184H69ZM89 182H91V181H89ZM207 182V181H206ZM214 182V181H213ZM251 182V183H252ZM256 182V181H254L253 182V184H255V183H257V184H255V185H253V186H255V187H252L251 186V183H250V186H248L247 184H245L246 182L244 181V183H242V184H240V187L242 186L243 187V184H245V185H247L248 187H251V188H245L246 186H244V188L243 189H241L240 187V189L241 190H237L236 189V187L233 185V187L235 188V191L236 192H234L235 194H238L239 195V197L240 196H242L244 199H246V203L247 204H249V205H251V204H256V203H260V205L262 204V199L260 200V198H261V196L262 195H264V181H262V182ZM42 183H43V185L45 186V183H44V181L42 180ZM42 183L41 182H39V180L37 181V182H35V184H37V186L39 185H42ZM209 183V182H208ZM223 183V182H222ZM227 181L225 182V185L227 186ZM230 183L228 182V184L230 185ZM232 183V184H233ZM71 184V183H70ZM69 184V185H70ZM94 183H91V187L93 188V186H95V188H91V187H89V188H91L92 189V191H90V189L88 188V189H84V191L85 190H87L86 192L87 193H89V195L90 196H94V197H96L97 198V200L98 199H100L99 201H101L103 198H107L108 197V199L110 200V195H109V193L110 192H112V191H110L109 189H111L109 186V192L107 191V189L106 188H108L107 187V184L105 183V186L106 187H103V186H96L95 184L93 185ZM101 183H99L98 185H100ZM112 184V183H111ZM114 184H116V183H114ZM202 184V183H201ZM31 185H32V183H31ZM102 185V184H101ZM206 185V184H205ZM212 185V184H211ZM210 185V186H211ZM220 185H223V184H220ZM229 185L227 186L228 187V189L230 188L229 187ZM20 186H19V188L18 189H20L21 190V188H20ZM64 186H66V185H63V188H65V191H63L62 192V190H63V188H61V186L59 187V188H61V193L60 192H57L58 194L60 193V194H63L62 196L60 195V197H61V199H65V197H67V196H69L68 194V192H70V191H68V188L66 189V187L68 186H66V187H64ZM71 186H72V184H71ZM70 186V187H71ZM114 187H116L117 185H113ZM195 186V185H194ZM193 186V187H194ZM197 186H198V184H197ZM197 186H195V187H197ZM204 186V185H203ZM203 186H201L202 188H203ZM207 186H209V185H207ZM5 187V188H4ZM28 187V188H27ZM48 187V186H47ZM47 187H46V194H45V192H44V194L45 195H47V197H49V199L47 198V201L49 200V201H51V203L48 205V206H46V204H47V202L46 203H44L45 204V206L44 205H41V203L39 202V200L41 201H43V199L40 197V195L38 196V192H37V190L39 191V189L41 188V186H40V188L38 187V189H35L34 187L32 188V190L34 191V189H35V192H33V191H29V190H27V192L25 191H21V193L20 194H17L16 193V195L15 196H13L12 194H10V196H9V194H7V192H5V194H7L6 196H5V194H2L4 197H6V199L5 198H3L4 199V201H6L7 202V204H9V206H11V205H17L16 207H18L19 205L22 207L21 209H25V212H23V215H22V217H20L19 215H15V213L14 214H11L12 213V211L10 210L9 211V209H7L8 210V213L10 214V216H8L9 214H7L6 212H5V210H6V208H9V207H5V209H1V211L3 210L4 212V214L6 213V215H4V219L2 218V216L0 217V264H62L63 262H65L66 264H67V262L69 261V260H78L77 261V263H79V264H104L107 260L110 262V260L109 259H111L112 257L114 258L115 256H116V253H115V256H113V253H112V251L113 250H115L116 248H119V247H121V246H125V245H123V244H126V241H129V242H127V243H132V240L134 239L135 240V238H131V237H125V233H123L122 231H124L123 229H127V228H122V227H118V226H120V225H117V226H115V223L117 222V224H118V222H120V220H119V218H118V220H116V222H113L114 221V218H113V216L111 215V218H113V220H111L110 218H109V215H110V213L112 214V211L109 213L108 212V210H107V214L109 213V215H108V218H107V216H105V215H107V214H103L106 218H104L103 217V215H101V218L103 217L104 219H101L100 218V220H98V219H96L98 216H99V214H101V212L97 215V217H93V218H91V216H92V213H90L89 214V216H87L88 218H86L85 217V215H82V211L84 210V208L86 207V203H85V205H84V203H83V201H81L80 202V200H82L81 199V197H79V199L78 200H76L75 199V195H73L74 194V192L72 193V195L74 196V197H72V198H74V199H72V200H76V201H79V203L78 202H74V203H76V208H75V205H74V203H72L70 200H68V201H64V200H61L59 197H57L58 196V194H57V196H56V193H55V195H53V192L51 193V195H53V196H49L50 195V190H48L47 189ZM69 187V188H70ZM73 187V186H72ZM75 187V186H74ZM111 187H112V185H111ZM118 187V186H117ZM198 187H200V186H198ZM197 187V188H198ZM220 187H222V189H219L218 191L219 192H221L220 193V195L222 194V195H224L225 196V194H229V192H231V188L229 189L230 191H228V189H225L226 187H224L223 188V186H220ZM232 187V186H231ZM25 188H23V189H25ZM79 188H77L79 191H82V193H83V188L80 190ZM212 188V187H211ZM215 188V187H214ZM213 188V191H215L216 189H218L217 187H216V189H214ZM233 188V189H234ZM16 189V188H15ZM17 189V191H20V190H18ZM30 189V188H29ZM74 189V188H73ZM76 189V188H75ZM118 189V188H117ZM199 189V188H198ZM197 189V190H198ZM209 189V188H208ZM40 190H44V189H40ZM56 190H60V189H56ZM104 190H105V192H104ZM195 189L193 188V191H194ZM196 190V191H197ZM1 191H0V193H1ZM6 191V190H5ZM16 190H14L13 192H15ZM73 191H75V190H73ZM89 191V192H88ZM199 191V190H198ZM197 191V192H198ZM209 191V190H208ZM208 191H207V194H208ZM37 192V193H36ZM85 192V193H86ZM108 193V195L109 196H107L106 197V195H105V193ZM217 192V191H216ZM215 192V193H216ZM233 192V191H232ZM10 193V192H9ZM40 193H42V191L40 192ZM39 193V194H40ZM75 193H77V190L75 191ZM81 192H79V194H80ZM84 193V195H86V196H88L87 195V193L85 194ZM106 193V194H107ZM201 193V192H200ZM211 193V192H210ZM218 193V192H217ZM35 194H37V195H35ZM70 194H71V192H70ZM190 194V193H189ZM213 194V193H212ZM260 194H262V195H260ZM43 194H41V196H42ZM45 195H43L44 197V199H45ZM77 195H78V193H77ZM76 195V196H77ZM182 195V194H181ZM191 195V194H190ZM209 195V194H208ZM217 195V194H216ZM231 195V194H230ZM230 195H228V196H230ZM34 196L36 197V196H38V197H40L39 198V200H34L33 198H34ZM71 196V195H70ZM69 196V197H70ZM85 196V197H86ZM205 196V195H204ZM212 195H210V197H211ZM223 196V197H224ZM227 196V195H226ZM231 196H233V195H231ZM230 196V198L232 199V197ZM237 196V195H236ZM110 197V198H109ZM119 197H122V196H118V198ZM174 197V196H173ZM175 197H177V196H175ZM195 196H191V197H188V195H187V197H185L184 196V199H185V202L187 203V202H190L188 205H190L191 206V204H192V208L193 209H191V210H189V211H191L192 213L191 214H193V215H195V213H194V209H195V207L196 206H201V205H204V204H207V205H209L208 207H206V208H204V215L206 214V215H208L209 216V214H207V213H205V211L207 210L208 211V213H209V210L208 209H212V210H210V212L212 213V211H213V208L215 207V209H214V214L211 216V213H210V216H209V218H211L212 220H214L212 217H214L215 218V222L219 219V220H221L222 222H223V224H224V226L226 227V231L230 234H228L229 236V238H224V237H221L219 234H216L215 233V230H212V231H214V232H206L205 234H203V236H200V237H202L204 240H206V241H209V245L207 244V245H204V244H206V243H204L203 242V244H202V246L200 245V247L199 248H197V249H199V251L201 252V254L204 252V253H212V263L213 264H264V205H262L263 207V209L260 207V210L259 209H256L257 208V206H256V208L255 207H249V208H244V209H242V208H238V209H236L235 211H231V212H228V211H226L225 210V208H220V209H216V206L217 205H213V204H208L207 203V200H206V198H204V197H199V198H194ZM206 197H208V196H206ZM258 197H260L259 199H258ZM26 198H28L27 200H26ZM89 199H90V197H88ZM116 198V197H115ZM114 198V199H115ZM182 198V197H181ZM212 198V197H211ZM219 198V197H218ZM229 198V197H228ZM238 198V197H237ZM236 198V199H237ZM3 199H1L0 200V204H1V201L3 200ZM36 199V198H35ZM38 199V198H37ZM85 199H87V197L85 198ZM84 199V200H85ZM121 199V198H120ZM123 199H125L124 197H123ZM122 199V201L121 202H124L125 200H123ZM179 199V198H178ZM184 199H182V200H184ZM209 199V198H208ZM217 199V198H216ZM107 201V200H104L103 199V201L106 203V201H107V204H109L110 203V201ZM116 200H119V199H116ZM114 201L115 203L117 202V201ZM172 200H173V198H172ZM211 200V199H210ZM222 199H220V201H221ZM240 199H238V201H239ZM70 201V202H69ZM90 201V200H89ZM119 201V203H121ZM175 201V200H174ZM228 200L226 199V201H223V203L224 204H226L227 205V202ZM233 201V199L231 200V202ZM259 201V202H258ZM261 201V202H260ZM85 202V201H84ZM182 202V201H181ZM229 202H230V200H229ZM49 203V202H48ZM78 203V204H77ZM80 203H82L83 204V206L84 207H82V205L80 204ZM105 203H100L101 205L100 206H107V204H105ZM118 203V202H117ZM125 203V202H124ZM215 203V202H214ZM89 204V203H88ZM92 204L93 203H91L90 204V206L91 207H94V205H96V203L92 206ZM103 204H105V205H103ZM218 204V206H220L221 205V202L219 203H217ZM264 204V203H263ZM112 205V204H111ZM187 204H186V207L188 206ZM194 205H195V207H194ZM226 205H225V207H226ZM232 206H233V203L231 204ZM236 205V204H235ZM238 205V204H237ZM239 205H241V204H239ZM14 206V207H15ZM99 204L98 205H96V207L97 208H95V209H98L99 207ZM184 206H185V204H184ZM15 207V208H16ZM90 207V208H91ZM223 207V206H222ZM235 207V206H234ZM233 207V208H234ZM14 208V209H15ZM87 208H89V206L87 207ZM191 208V207H190ZM189 208V209H190ZM229 208V207H228ZM236 208V207H235ZM11 209V208H10ZM20 209V210H21ZM80 209H82V211H79ZM105 208L103 207L102 208V210H104ZM203 209V208H202ZM262 209V210H261ZM99 210H101V208L99 209ZM101 210V211H102ZM14 211V210H13ZM19 211V210H18ZM85 211H87L86 209L84 210V213L83 214H85ZM110 211V210H109ZM119 211H121V210H119ZM198 211H199V208H198ZM202 211V212H203ZM16 212V211H15ZM20 212V211H19ZM105 212V211H104ZM114 212V211H113ZM126 212H130V211H128V210H126ZM132 212V211H131ZM130 212V213H131ZM157 212H159V211H157ZM160 212H162V211H160ZM157 213V215H155L156 217H158V220H159V218H162L163 216H165L163 213L164 212H162V214L161 213ZM1 213V212H0ZM102 213H103V211H102ZM106 213V212H105ZM120 213V212H119ZM130 213H128V214H130ZM2 214V213H1ZM20 214V213H19ZM120 214H125L124 212L122 213V211H121V213ZM119 214V215H120ZM127 214V213H126ZM156 214V213H155ZM177 214V213H176ZM179 214V213H178ZM178 214H177V216H178ZM191 214H190V212H189V215H190V217L192 218V216H191ZM201 214H203V213H201ZM91 215V216H90ZM118 215V214H117ZM118 215V216H119ZM131 215H134V213H131L129 216H131ZM180 215V214H179ZM181 215H182V213H181ZM187 215V214H186ZM188 215V216H189ZM198 215H200V214H198ZM198 215H195V216H198ZM205 215V216H206ZM93 216H96V214H93ZM126 218H124V220L126 219L127 220V218L129 217L128 215H124ZM123 216V217H124ZM175 216V215H174ZM173 216V217H174ZM194 216V217H195ZM28 217V218H27ZM120 217H121V215H120ZM155 217V218H156ZM180 217V216H179ZM182 217H183V215H182ZM29 218H35L36 220H37V222L36 221H34L33 222V219L31 220V219H29ZM116 218H117V216H116ZM130 219H131V217H129ZM128 218V220L127 221H129L130 219ZM175 219H173V221H175V222H177L176 221V219H178V217H174ZM205 218V217H204ZM242 218V219H241ZM22 221V222H24V219H27V221H28V219L31 221V222H29L28 221V223L27 222H25V223H19L20 222V220ZM157 219V218H156ZM163 219H165L164 217H163ZM162 219V220H163ZM182 219H184V217L182 218ZM193 219V218H192ZM211 219H210V221H211ZM126 220H125V222H126ZM195 220V219H194ZM196 220H197V218H196ZM209 220V219H208ZM131 221V220H130ZM160 221V220H159ZM187 221H190V220H188L187 219ZM214 221H212V222H214ZM163 222V221H162ZM164 222H165V220H164ZM171 222V221H170ZM174 222V223H175ZM182 221H181V217H180V220H179V223H181ZM195 222V221H194ZM193 221H192V223H194ZM209 222V221H208ZM218 222V221H217ZM62 223H63V225H62ZM68 223H70V225L68 226ZM131 223H132V221H131ZM178 223V222H177ZM177 223H175V224H177ZM183 223V222H182ZM185 223V222H184ZM191 223V222H190ZM190 223H188V225L190 224ZM191 223V224H192ZM228 223H230V224H228ZM58 224H60V225H62V226H64L65 228H62V230L60 229V225H58ZM121 224V223H120ZM123 224H125V223H123ZM130 224V223H129ZM175 224H172V226L174 225L175 226ZM214 224V223H213ZM219 224H221V223H219ZM59 227H58V226ZM98 225H102V226H104V227H102V231L104 232V233H102V231H100L101 232V234H99L100 232H98V234L97 233H95V228H96V226H98ZM115 226L114 228H112V229H115L116 227L118 228L117 230H118V232H120L119 230L121 229V234L123 233L124 234V236L122 235H120V233H118L117 235L118 236H116V232H114V231H112L113 233H115V235L113 234V235H110L109 237H108V240H107V242L105 243V245H103L102 247H101V245H100V247L99 246H97V244L98 243H101V241L103 240L104 241V239L108 236L107 235V233H105V229H110L112 226ZM126 225V224H125ZM127 225H128V222H127ZM126 225V226H127ZM132 225L133 226H136V225H134V222L132 223ZM131 225V226H132ZM158 225V224H157ZM181 225V224H180ZM209 225H210V223H209ZM226 225H229V226H226ZM105 226L107 227V228H105ZM158 226H160V225H158ZM164 226V225H163ZM168 226V225H167ZM171 227L170 226V228H175V230L173 229V230H171V231H176L177 229V227L179 226H175V227ZM183 227H184V225H182ZM192 226H193V224H192ZM220 225H218L217 227H219ZM101 227V226H100ZM139 227H142V229H144V224H142L141 226H139ZM138 226L137 227H135V229L134 230H136V231H134V232H137L138 234H141V236H143V235H145V233L144 234H142V232H144L142 229H137V228H139ZM149 226L148 225H145V228H146V230L148 229V234L150 235V233L153 231L152 230V228L150 227V229H151V232L149 233V228H148ZM161 227H162V223H161ZM165 227H166V225H165ZM164 227V228H165ZM189 227V226H188ZM191 227V226H190ZM224 227V228H225ZM98 228V227H97ZM96 228V229H97ZM134 227H132V229H133ZM157 228V227H156ZM159 228V227H158ZM158 228L157 229H154V231H153V233L155 232V231H157L158 232ZM167 228V227H166ZM182 228V227H181ZM180 228V230H182ZM192 228V227H191ZM210 228H211V226H210ZM68 229H69V232L70 231H73V236H71V238L70 237H68L69 236V234H68ZM129 229H130V227H129ZM129 229H128V231H129ZM131 229V230H132ZM162 230H163V228H161ZM160 229V230H161ZM221 229H223V227L221 228ZM99 230H101V229H99ZM98 230V231H99ZM107 230V231H108ZM138 230V231H137ZM145 230V229H144ZM179 229H178V231H180ZM211 230V229H210ZM97 231V230H96ZM106 231V232H107ZM28 233V235H27V233ZM130 232V231H129ZM129 232L127 233L128 235H131L132 233H130L129 234ZM162 232H164V231H162ZM162 232H161V235L160 236H164V239H165V243H166V241H167V239H170V238H167V235L165 236V235H162ZM170 232V231H169ZM177 232V231H176ZM176 232H174L175 234H176ZM181 232V231H180ZM23 233H25L24 235L26 236L24 239H23V237H24V235H23V237H22V235L21 234H23ZM71 233V232H70ZM94 233L95 234H97V237L95 238V236H93L94 235ZM108 233H111L110 231L108 232ZM137 233H136V235H137ZM159 233V232H158ZM173 233V232H172ZM178 233V232H177ZM18 234H20L21 235V237H22V239H21V237H19L18 236ZM126 234V235H127ZM135 234V233H134ZM133 234V235H134ZM163 234H165V233H163ZM174 234V235H175ZM185 235H186V233H184ZM221 234V233H220ZM17 235V236H16ZM83 235H86V237H84ZM107 235V236H106ZM154 235H155V233H154ZM174 235L172 234L171 236L172 237H174ZM196 235V234H195ZM202 235V234H201ZM231 235L232 236H234L235 238L237 237V238H239V241L238 242H236V240L234 241L232 238H231ZM6 236V239H3V237H5ZM13 236H16L17 238H15V239H18V241H14V242H12V239H13ZM106 236V237H105ZM135 236V235H134ZM133 236V237H134ZM146 236H147V234H146ZM150 236H153V235H150ZM95 239H94V238ZM136 237V236H135ZM168 237H169V235H168ZM175 237H176V235H175ZM183 237V236H182ZM227 237V236H226ZM12 238V239H11ZM92 238L94 239V240H96L95 242H94V240L93 241H91L92 240ZM128 238H131V239H128ZM139 238H142V237H140L139 236ZM145 238V237H144ZM149 238V237H148ZM151 238H153V237H151ZM155 238V237H154ZM167 238V239H166ZM185 238V237H184ZM202 238H201V240H202ZM234 238V239H235ZM136 239H137V237H136ZM143 239V238H142ZM158 239H160V238H158ZM164 239H163V241H164ZM172 239H174V238H172ZM183 239V238H182ZM191 239V238H190ZM193 239V238H192ZM191 239V240H192ZM241 239V240H240ZM14 240V239H13ZM130 240H131V242H130ZM143 240H145L144 241V245H143V243L141 244V242H143ZM141 242H140V245L141 246H143L142 248H140L139 246V248L137 247V249H133L132 247H133V245H129L128 247H131V248H128L129 250L128 251H131V252H129V255H130V253H131V255L130 256H135V258L136 259H138V260H140V259H142V258H144L145 259V262H146V264L148 263V264H155V263H157L158 261H161L162 260V257H160L161 255H158L157 253H156V256L155 255H153L154 257H149V256H151L150 255V253H153L155 250H158V246H157V249L155 248L156 247V243H155V241H156V239H154V241L153 240H151V239H149L150 241H152L151 243H150V241L147 239V238H145V239H143ZM161 240V239H160ZM184 240V239H183ZM203 240V241H204ZM32 241V243H27L28 245L26 246V248H23V247H25V245H26V243L25 244H23L24 242H31ZM140 241V240H139ZM163 241H161V242H163ZM178 241H181L180 239H178ZM43 242H47V243H49V244H47V245H49V246H45L44 244H46V243H44L43 244ZM98 242V243H97ZM155 244H154V243ZM160 242V243H161ZM174 242V241H173ZM177 242V241H176ZM176 242L174 243V244H176ZM193 242V241H192ZM211 242V243H210ZM215 243L216 245L215 246H213L212 245V243ZM20 243H22L23 244V247H22V245L20 244ZM104 243V242H103ZM102 243V244H103ZM153 243V244H152ZM169 243H170V241H169ZM182 243V242H181ZM202 243V242H201ZM200 243V244H201ZM153 245V247L152 246H150V245ZM162 244V243H161ZM159 245L161 248H162V245L164 244V242H163V244L162 245ZM174 244H173V246H174ZM178 244V243H177ZM177 244H176V246H177ZM75 247L76 246V248H73V246ZM155 245V246H154ZM164 245H166V244H164ZM179 245V244H178ZM71 246H72V248H71ZM167 246V245H166ZM197 246V245H196ZM198 246H199V244H198ZM197 246V247H198ZM22 247V248H21ZM135 247V246H134ZM154 249V251L152 252L151 250H153L152 248ZM126 248V247H125ZM174 248V247H173ZM120 249V248H119ZM127 249V248H126ZM125 249V250H126ZM176 249V248H175ZM189 249V248H188ZM196 249V248H195ZM231 249V251L232 250H234L233 252H230L229 253V250ZM118 250V249H117ZM121 250V249H120ZM150 250V251H149ZM189 250H191V249H189ZM253 250H256V252L258 253V254H256V252L254 251V253L252 252ZM119 251V250H118ZM122 251H123V248H122ZM122 251H120V253L122 252ZM158 251H160V249L158 250ZM182 251H183V249H182ZM115 252V251H114ZM125 252V251H124ZM150 252V253H149ZM156 252V251H155ZM154 252V253H155ZM252 253V254H250V253ZM128 252H126L125 254H127ZM147 253H149V254H147ZM153 253V254H154ZM186 252H183L182 254H185ZM188 253H189V251H188ZM188 253H186L184 256H186L187 257V254ZM194 253V252H193ZM160 254V253H159ZM181 254V255H182ZM191 254H192V252H191ZM117 255H119V254H117ZM128 255V254H127ZM149 255V256H148ZM203 255H205V254H203ZM123 256H124V253H123ZM146 256L148 257L147 259H146ZM183 256V255H182ZM190 256V255H189ZM192 256V255H191ZM194 256V255H193ZM35 257H36V259H35ZM126 257H129V256H126ZM186 257H183L184 259H187ZM119 258V257H118ZM122 257H120L118 260H117V263L116 262H114V264H121L122 262V259H121ZM131 258V257H130ZM130 258H128V260H130ZM134 258V257H133ZM183 258H182V260H183ZM124 259V258H123ZM135 259V260H136ZM161 259V260H160ZM113 260V259H112ZM126 260V259H125ZM138 260H136L137 262H138ZM143 260V259H142ZM190 260V259H189ZM192 260V259H191ZM107 261V262H108ZM134 261V260H133ZM183 261H186V260H183ZM188 261V260H187ZM71 262V261H70ZM70 262H68V264L70 263ZM108 262V263H109ZM140 262V261H139ZM144 262V261H143ZM195 262V261H194ZM194 262H192V264L194 263ZM74 263V262H73ZM131 263V262H130ZM72 264V263H71ZM107 264V263H106ZM110 264H112L111 262H110ZM124 264V263H123ZM133 264V263H132ZM134 264H137V263H134ZM138 264H140V263H138ZM158 264V263H157ZM160 264V263H159ZM190 264V263H189Z\"/></svg>",
    "mask_w": 264,
    "mask_h": 264
},
{
    "label": "rangeland",
    "instance_id": "2",
    "mask_svg": "<svg viewBox=\"0 0 264 264\" xmlns=\"http://www.w3.org/2000/svg\"><path fill=\"white\" fill-rule=\"evenodd\" d=\"M41 1H43V0H39V2H36V4L38 5V4H43L44 2H41ZM45 2L46 1H48V0H44ZM70 1V2H69ZM171 1H173V0H171ZM170 1V2H171ZM181 0H176V3L175 2H173L174 3V7H173V4L172 3H170V10H171V7H173L172 8V10H173V12H172V10H171V13H173V14H171L170 13V10H168L167 9V7L166 8H161L162 10H161V14L163 13V17H162V20H161V22H159L158 24H156V28L157 29H160V30H162V32H164V34H166V33H168V34H166V35H169L172 31H174V30H171V29H174V27L175 26H181V28H182V30H181V33L184 35V31H186L187 29H188V31H187V33H185V34H187L186 36L188 37H185V38H182V39H180L181 38V36L179 35L180 34V30L178 29V27L177 28H175L176 29V33L177 32H179V34H178V39H174L175 41H173V43H172V41H171V43L172 44H174V45H172V47L174 46V47H176L177 48V46L179 45V43H180V45H182L183 43H184V41H188L189 40V37H191V36H193V37H191L192 39H190V42L191 43H193L194 41V43L198 46L199 44H197L199 41V39L200 40H202L201 38H203V37H205V36H199V30L200 29H207L208 28V26L211 28L210 30V35L209 36H206L205 38H207V39H209V38H211L210 36H212V39H214L215 40V38H216V43H219V40H217V39H220V41H221V43L219 44V46H221V45H230V46H232V48H235V49H246V48H248V49H250L252 52V54H250V55H245L244 53V55L240 52V54L239 53H237V54H233L230 58H229V60H228V62L232 65V71H234V72H230V74H232V75H228V78L226 77V78H223L222 77V74H224V72H228V68H225V69H227L226 71H224L223 70V72L220 70L221 68V66H219V65H222L224 62H223V59H220L219 60V58H222V57H217V59H215V60H217L218 61V63L219 64H217L216 62L217 61H214V63H216V64H214L213 62H212V64H214L213 66L214 67H212L211 68V66H209V68H211L210 70H209V72H211V73H209L208 72V74L207 75H205L203 78H202V83H204L205 82V84L208 86V87H211V85L213 84V86L211 87V88H209V89H214V87H215V89L217 88L216 86H218L217 84H219V86L220 87H218L217 88V90L218 91H221V94L222 93H224V94H222V98L223 97H225L224 99L227 101L228 99H229V97H231L229 100H233V99H240L239 100V102H241L242 100V102H241V108L243 109V111L244 112H247V113H249L250 111V113H252L254 110H255V108L257 109V107H256V104H257V102L259 101V100H261V101H259V102H262V100L264 101V94H262L263 92V88H264V75H262V76H260V74H259V71H260V68L257 66V68H256V65H257V63H258V61H260V60H262V59H264V55H263V52H264V49L262 50V48H264V47H262V44L260 43L261 41L260 40H262L263 41V39H264V31L262 32V33H260V34H256V35H254V32H255V29H253V27H244V25L243 24H245V22L247 21V19L248 18H246L245 16L246 15H248V16H250V15H255L256 17H258L259 15V17L258 18H264L263 16H264V12H263V10H260V9H253L252 7H240L242 10H243V12H242V10L240 9V8H237L238 10H234V12L233 13H231V14H229V15H226L225 17H221V16H223L220 12H218V13H216L217 11V9L223 4V2H224V0H206V1H204V0H202V2H201V4L203 3V2H206L205 3V5L207 4L208 6H206L205 7V9H198L197 10V8L196 7H194V5L192 6L193 8L191 9L190 7L191 6H189L188 5V0L186 1V0H182L181 2H180ZM198 1H201V0H198ZM218 1H219V3H218ZM230 1V2H229ZM233 2V0H225V4H228L227 5V7L229 6V5H231V3ZM241 1H243V0H241ZM240 0H239V2H241ZM41 2V3H40ZM63 1H60V4H59V6L61 7V6H63L64 4V6H68L67 8H68V12H70V10H72V11H74L75 10V12H76V14L74 15V13L75 12H73V16H72V14L70 15L71 17L68 19L69 21V23L67 22H65V23H61V26H63L64 25V27H67V33H66V35H69V37L68 38H70V40H71V42L73 43H70V40H69V42H68V47L70 46V45H73V46H71L70 48H71V51H72V54L74 53V54H76V55H79V53H75L74 52V50H77V39H79L80 38V40L82 39L81 37V35H83L84 37H86L85 36V34L87 35L88 34V36H89V34L93 37L94 36V34L95 33H97L98 34V31L97 32H95V31H93L94 32V34H92L91 32L90 33H84L83 34V32H82V30L81 29H78L81 25H85L84 27L83 26H81L82 28H85L86 26H87V24L84 22H82L81 20L80 21H78V18H80L78 15L80 14V12L82 13V11H83V6H82V4H81V2L78 0V2H80V3H78L77 2V0H75V2L73 1V0H68V2H67V0L66 1H64V3H62ZM65 2H67V4L68 5H66V3ZM72 2H73V4H72ZM77 2V3H76ZM182 2H185V6L186 7H184L183 8V5H184V3L182 4ZM187 2V3H186ZM214 4H213V3ZM216 2V3H215ZM244 2V1H243ZM242 2V3H243ZM76 3V4H75ZM211 3V4H210ZM230 3V4H229ZM242 3H240V4H242ZM62 4V5H61ZM75 4V5H74ZM79 4H81V7H79L80 5ZM182 4V5H181ZM210 4V5H209ZM219 4H220V6H219ZM238 5V7L239 6H241V5ZM35 5V4H34ZM33 5V6H34ZM202 5H204V3L202 4ZM204 5V6H205ZM63 6V7H64ZM76 6V8H78V10H81L80 12L75 8L74 9V7ZM179 6V7H178ZM181 6V7H180ZM217 6H219L218 8H217ZM59 7V8H60ZM66 7L64 8L65 10H66ZM188 7H189V9H190V11H191V13H192V11H194V14L192 13V16H193V18L191 19L190 18V16H191V14H190V16H189V18H186L187 20H185V16L184 17H180L179 18V20H181V18H184V22H183V19H182V21H179L177 18L179 17L178 15H179V13H181L180 15H184V14H182V13H184L183 12V10L185 11L186 9L187 10H189L188 9ZM231 7V6H230ZM62 8V7H61ZM71 8V9H70ZM81 8V9H80ZM175 8V9H174ZM180 8H182V9H180V11H178ZM194 8H196V9H194ZM199 8H202V7H199ZM204 8V7H203ZM209 8H210V10L211 11H213V14L211 15V11L209 10ZM63 9V10H64ZM168 10V11H164V10ZM209 10V11H207V10ZM213 9V10H212ZM216 9V10H215ZM253 9V10H252ZM62 10V11H63ZM77 10V11H76ZM201 11V13H200V11ZM206 10V11H205ZM182 11V12H181ZM197 11V12H196ZM199 11V12H198ZM205 11V12H204ZM215 11V12H214ZM239 11V12H238ZM241 11V12H240ZM244 11H246V12H244ZM253 13H252V12ZM256 11V12H255ZM13 12V11H12ZM77 12H79V14L77 13ZM238 12V13H237ZM100 13H102V12H100ZM100 13H97L96 15H97V18L99 17V18H101V15L103 16V14H100ZM175 13H178L177 14V16H176V14ZM198 13V14H197ZM210 13V14H209ZM215 13V14H214ZM243 13V14H242ZM244 13H246L245 15H244ZM257 15H256V14ZM258 13H260V14H258ZM78 14V15H77ZM99 14V15H98ZM166 14H167V16H168V18L170 19H168L167 18V16H166ZM204 14V15H203ZM209 14V15H208ZM240 14H242V15H240ZM263 16H262V15ZM77 15V16H76ZM95 14L93 15V16H96ZM171 15L173 16V15H175L174 17H171ZM202 15V16H201ZM208 15V16H207ZM214 15V16H213ZM216 15V16H215ZM233 15V16H232ZM92 16V17H93ZM164 16H166V17H164ZM191 16V17H192ZM197 16V17H196ZM212 16V17H211ZM204 17V18H203ZM211 17V18H210ZM239 17V18H238ZM244 19V18H246V20L244 19H242V18ZM77 18V19H76ZM94 18V17H93ZM165 18H167V19H165ZM177 19V21H176V19ZM212 21V18H213V21L215 20V18H218V20H226V21H230V22H232V23H237V24H239V23H243L242 25H240L241 27L239 28V30L238 31H240L241 30V32L239 33V35H238V42L237 43H232V42H230V40H229V38H230V35H232V34H227V35H225L226 33H224V34H220L218 31H217V29H216V27H212L211 25L212 24H210V23H212V22H210L209 23V19ZM241 18V19H240ZM125 19V18H124ZM166 21H165V20ZM172 19H173V23H175L176 22V24H178L179 22V25H176L175 24V26L173 27V26H171V22H172ZM174 19H175V21H174ZM191 21H190V20ZM197 19H198V21L199 22H203V23H205L206 22V24H208V25H206L205 27L202 25L203 23L201 22V23H199V22H197ZM74 20V21H73ZM204 20H206V21H204ZM217 20V19H216ZM232 20V21H231ZM7 21H9L8 20V18L6 19V20H4L3 22H4V25H5V22H7ZM77 21V22H76ZM171 21V22H170ZM207 21H208V23H207ZM235 21H240L239 23L238 22H235ZM125 22H128V20H125ZM178 22V23H177ZM182 22V23H181ZM193 22H194V24H193ZM199 24V27H201V28H198L197 27V23ZM217 22V21H216ZM72 23H74V24H72ZM128 23H130V22H128ZM160 23H162L161 25H160ZM172 23V25H174ZM195 23H196V26H195ZM63 24V25H62ZM66 24L68 25V26H66ZM70 24V25H69ZM213 24H214V22H213ZM73 25V26H72ZM74 25H75V27H74ZM216 25V24H215ZM77 26V27H76ZM183 26V27H182ZM242 26H243V28H242ZM69 27V28H68ZM80 27V28H81ZM198 28L196 31L197 32H195V30H194V28ZM16 28V31H15V29H13L16 33H17V35H18V37H21V33H22V35L24 34H26V33H28V30H29V33L28 34H30V28H23V29H25V31L23 30V32H20L19 33V30L20 29H18L17 27H15ZM71 28V29H70ZM77 28V29H76ZM184 28V29H183ZM252 28V29H251ZM27 29V30H26ZM66 29V28H65ZM86 29V28H85ZM178 29V30H177ZM12 30V31H13ZM22 30H20V31H22ZM11 31V34L10 35H8V37L7 36H4V38H2V36L0 35V43H1V41H2V45H1V47H0V52H1V50L2 51H4V50H6L4 53L3 52H1L3 55H1V53H0V56H2L3 58H1V60H0V64H2V65H0V67H4L5 65H7V64H5L6 63V60H8V59H6V58H8L9 56L10 57H12V58H9V60L7 61V62H9L10 60L12 61L13 60V58H17V57H21L22 55V57H25L24 55H27V54H29L30 55V53L31 52H34V46L32 47V46H29V45H27V43L25 44H21V42L19 43V38H17V35H16V37H15V35H12V34H14L13 32ZM27 31V32H26ZM32 31V30H31ZM72 31V32H71ZM101 31V29H99V32ZM195 32V34H194V32ZM245 31V32H244ZM25 32V33H24ZM33 32V31H32ZM70 32V33H69ZM75 32H77L81 37H78L79 35L77 34V33H75ZM81 32V33H80ZM191 32V33H190ZM252 32V33H251ZM115 33V32H114ZM173 33V32H172ZM171 33V35H173ZM175 33V34H176ZM242 33V34H241ZM250 33V34H249ZM27 34V35H28ZM32 34H34V33H31L30 35H32ZM76 34H77V37H76ZM174 34V35H175ZM189 34V35H188ZM191 34V35H190ZM212 34V35H211ZM229 35V36H228ZM241 35V36H240ZM246 37H245V36ZM252 35H254V36H256V37H258V38H256V37H254V38H251L252 37ZM260 35V36H259ZM9 36H10V38H9ZM176 36H177V34H176ZM185 36V35H184ZM196 36H198V37H196ZM263 36V37H262ZM196 37V38H195ZM200 37V38H199ZM215 37V38H214ZM243 37V38H242ZM11 39V38H16V39H14L15 41H17V42H15L16 43V47L15 46H12V43H10L13 39H11L10 40V42H9V40L7 41V39ZM74 38V39H73ZM77 38V39H76ZM245 38V41L244 40H242V39H244ZM250 38V39H249ZM66 39H67V37H66ZM183 39H186V40H183ZM207 39H205V40H207ZM212 39H209V40H212ZM80 40H78V41H80ZM180 40H181V42H180ZM196 40H197V43H196ZM203 40H204V38H203ZM202 40V41H203ZM213 40V41H214ZM227 40V41H226ZM247 40H249V41H247ZM4 41V42H3ZM183 41V42H182ZM218 41V42H217ZM77 42V43H76ZM189 42V41H188ZM177 43H178V45H177ZM193 43V45H194V47H195V49H192V50H195V51H197L196 53L194 52V51H191V53H187V52H183V50H181L182 51V54L181 55H184L185 53L187 54V58H189V55L188 54H191L190 56H191V58H192V60L194 59V67L195 66H197V68H194V70L195 71H193L194 73H196L200 68H202V67H200V65L202 66L203 64V68L208 64L207 63V61H205V63H204V61H199V59L197 58L198 56V54H199V51L200 52H202L201 50H203V48L201 49V50H199L200 48L199 47H202V45H199V47H197V46H195V44ZM224 43V44H223ZM7 44H9V45H7ZM14 44V43H13ZM20 44V45H19ZM70 44V45H69ZM176 44V45H175ZM232 44V45H231ZM236 44V45H235ZM23 45H26V46H23ZM20 46H22V47H20ZM74 46H76V48L74 47ZM112 46V45H111ZM117 46V48L119 47V44H117L116 45ZM115 46V47H116ZM121 46V45H120ZM218 46V47H219ZM251 46V47H250ZM12 47L14 48V51H12L13 49H12ZM18 47V48H17ZM28 47V48H27ZM72 47H74V50H73V48ZM124 47V46H123ZM197 47V48H196ZM256 47V48H255ZM30 48V49H29ZM69 48V49H70ZM108 48L109 47H106L105 48V50H103V49H98V50H100V52L102 53L103 52V54H104V52L105 51H107L108 50ZM18 49H19V51H18ZM23 50V51H21V52H23V54L20 52V50ZM26 49V50H25ZM28 49V50H27ZM33 49V50H32ZM110 49V48H109ZM26 52H25V51ZM29 50H31V51H29ZM93 50V49H92ZM92 50H87L88 52H89V54L91 55V53L93 54V52H92ZM98 50H93L94 52H96V55L98 56H101V55H103V54H101ZM102 50V51H101ZM11 51H12V53H11ZM90 51H91V53H90ZM109 51V50H108ZM18 52V53H17ZM65 53H64V55L65 54H67V55H65V56H68L71 52H70V50L68 51V50H66V51H64ZM66 52H68V53H66ZM86 51H84L83 53H85ZM135 52H136V54H138V53H140V54H142L143 53V55H144V53H146L147 54V52L148 51H146V49H139V48H136L135 49ZM239 52V51H238ZM8 53H10L9 55H8ZM14 53V54H13ZM16 53V54H15ZM21 53V54H20ZM83 53L81 52L80 54L81 55H83ZM181 53V52H180ZM184 53V54H183ZM198 53V54H197ZM5 54L6 55H8L7 57L5 56ZM33 54V55H32ZM31 55L32 56H30L29 58L31 59V60H33V58H34V53H32ZM71 54V55H72ZM74 54H73V58L75 59L76 57H74ZM179 53H177V55H178ZM193 54H195L194 55V57L195 58H197V59H195L194 57H192L193 56ZM201 54V53H200ZM14 55H15V57H14ZM18 55V56H17ZM19 55H21V56H19ZM29 55H27V59L26 58H23V61L22 60H20V59H22V58H17V60H18V62H17V60L16 59H14V60H16V62H17V64H13V65H17V66H13V67H11V64L13 63V61H12V63H11V61L9 62V64H10V66L8 65V67L6 68H1V70H0V73H2V74H0V86L2 87H0L1 89H0V109H1V106H2V110H3V112H5L6 110H10V109H12L13 107H16V111H15V113H14V116H13V113L12 114H10L11 115V118L10 117H7V115L8 114H6L8 111H6L5 113H3V114H1L0 115V117L2 118H9V120L7 121V123L6 124H9V125H3V127L5 126V128H3V129H1L2 127L0 126V129L3 131H1L2 133H6V131H7V133H9V134H16L15 132H19L20 131V133L23 131V133L24 132H27V133H24V134H22V140H19V141H15V143H21V141H22V144H23V142H27V141H29L30 139H32L31 141L32 142H34V139H35V137H37V136H34V135H37L38 134V136L39 137H37L38 138V140L36 141L38 144H40V145H42V148H44V147H46L47 145V149L48 150H46V151H44V154H45V152L47 153H49L50 152V150L52 151L53 150V148L55 147V146H57V145H55V144H57V142L55 141L56 140V138H57V136H54V131L52 130V129H54L53 128V126H55V128H57V125H59V127H60V124H62V121H64L63 120V118L61 119L60 117H62V116H60V117H57L56 116V118H60V120L59 119H55V116H50L49 115V117H46L45 115L47 114L48 115V113L49 112H52L53 110L54 111H56V110H60L61 112H62V110H64V115L66 114V113H68L67 115L69 116V117H75V118H81V116H83L84 118H86V117H89L88 115H89V106L86 104V102H85V98L83 97V94H81L80 92H79V94L77 93H75V94H72V95H69V94H67L66 92H64V89H63V91L60 89V91H62V93H63V95L64 94H67L66 96H67V98H65L66 96H63L62 94H60V93H58V92H60L59 91V89H56L55 91L53 90V89H51V87H49V86H45V85H43L42 84V87H41V84L40 83H33V82H36V80L40 77V76H42V75H38V74H41V73H39L40 71H38L39 70V68H38V66H36V65H34V64H32L33 63V61H31L29 58H28V56ZM71 55H69V57H71V59H73L72 58V56ZM95 55V53H94V56H96ZM139 55V54H138ZM158 55V54H157ZM156 54H153V56H151L149 59L150 60H153V61H150V60H148V64H154V63H156V64H154V65H158L159 63H163V61H161L162 59H164L165 57H160V58H157V57H159V56H157ZM180 55V54H179ZM179 56L180 58L182 57V56ZM237 55V56H236ZM155 56H157L156 58V61H154V59H155ZM240 56V57H239ZM4 57H6V58H4ZM153 57V58H152ZM262 57V58H261ZM178 57H176V59H177ZM180 58H178L177 59V61H178V63H179V61H182V62H184V59L186 58V56L184 55L183 56V59L182 60H180ZM187 58L185 59V62H186V60H187ZM232 58V59H231ZM238 58H240V59H238ZM243 58V59H242ZM245 58V59H244ZM247 58V59H246ZM29 59V60H28ZM122 59V58H121ZM161 59V60H160ZM166 59V58H165ZM175 59V58H174ZM174 59H171L172 60V62H171V64H176L177 62H176V59L174 60ZM259 59V60H258ZM3 60V61H2ZM19 60H20V63H19ZM126 59H124L123 58V62L122 61H119V59H117L116 61H118V64H121L120 66L118 65V64H116L115 65V63H117L116 61L115 62H110L111 64H113L114 66H115V69L118 71H120L121 72V74H123L122 72H124L123 71V69H125V67H126V65H128V67H126L127 68V72H126V69H125V73H126V75H125V73H124V75H125V77H129V76H131V77H133L136 73H138V75H140L141 73V69L143 70V68H144V66L142 67V66H140L139 65V68L140 67H142V68H140V72H139V68H137L138 67V65H137V61H133V62H131L130 64H127L126 63V61H125ZM168 60H170V59H166V61H168ZM170 60V61H171ZM173 60L176 62H174L173 63ZM190 61H189V63L188 62H184V64H189V66H191L190 65V62L192 61L191 59H189ZM197 60V61H196ZM243 60H245V61H243ZM27 62V64L25 63V62ZM29 61H31V65L30 64H28V63H30ZM199 61V62H198ZM223 63H222V62ZM238 61V62H237ZM240 61H242L244 64H239V63H241ZM248 61H249V63H248ZM25 64H24V63ZM122 62V63H121ZM147 62V61H146ZM146 62L144 63V64H146ZM159 62V63H158ZM227 62V63H228ZM232 62H233V64H232ZM5 65H4V64ZM158 63V64H157ZM167 63H169V65H170V62H167ZM177 63V64H178ZM192 63V62H191ZM195 63H199V65H196ZM201 63V64H200ZM203 63V64H202ZM228 63V64H229ZM236 63V64H235ZM239 65H238V64ZM253 63H255V64H253ZM23 66H22V65ZM108 64V63H107ZM106 64V62L104 63V65L106 66L107 65ZM136 64V65H135ZM139 64V63H138ZM183 64V63H182ZM19 65V66H18ZM25 65H28V66H30V67H28V66H25ZM32 65H34V66H36V67H32ZM131 65H132V67H131ZM133 65H135L136 67H134ZM166 65H168V64H165V67H167ZM179 65V64H178ZM216 65V66H215ZM231 65H230V67H231ZM242 65V66H241ZM248 65V66H247ZM119 66V67H118ZM159 66H161V64L159 65ZM176 66V65H175ZM218 66V67H217ZM20 67H22V68H20ZM27 67V68H26ZM136 68L137 70H135L134 68ZM171 67V66H170ZM172 67H173V65H172ZM192 67V66H191ZM237 67V69H234V68H236ZM242 68V70H241V68ZM14 68L16 69V70H14ZM31 68V69H30ZM119 68H122V70H120ZM130 68H132V69H134V71L133 72H135L134 74L132 73V72H130V71H132V70H130ZM167 68H169V67H167ZM192 68V69H193ZM220 68V69H219ZM244 68V69H243ZM247 68H249V69H247ZM3 69V70H2ZM5 69H7V71H5ZM12 71H11V70ZM33 71L32 72V74H30L31 73V71ZM33 69V70H32ZM36 69H38V70H36ZM170 69V68H169ZM214 69V70H213ZM219 69V70H218ZM231 69V68H230ZM241 71H240V70ZM247 69V70H246ZM22 70H24V71H22ZM244 70H245V72H246V74H245V72H244ZM11 71V72H10ZM22 71V72H21ZM60 71V70H59ZM66 71H68V72H66ZM64 73H66L67 75H65L66 77L69 75V74H72V73H70V70L69 69H67ZM214 71V72H213ZM221 72V74H219V72ZM239 71V72H238ZM15 72V73H14ZM19 72L21 73V75L19 74ZM23 72H24V74H23ZM30 72V73H29ZM38 72V73H37ZM131 74H130V73ZM192 72V73H193ZM216 72V73H215ZM218 72V73H217ZM243 72V73H242ZM248 72H249V74H248ZM251 72V73H250ZM10 73V74H9ZM28 73V74H27ZM34 73V74H33ZM37 73V74H36ZM55 73L56 72H54V73H52V72H50V74H48V75H52L53 77L55 76ZM140 73V74H139ZM235 73L237 74V75H235ZM239 73V74H238ZM6 74V75H5ZM19 74V75H18ZM36 74V75H35ZM73 74H75V73H73ZM72 74V75H73ZM152 74V73H151ZM183 74V77H184V80L186 79L187 80V78H185L186 76H187V74H189V73H187L186 74V76H185V74L184 73H182ZM209 74H211V75H213L212 77H210V75ZM234 74V75H233ZM3 75H4V77H3ZM16 75H18L17 77H15ZM23 75V76H22ZM25 75V76H24ZM30 75H32V77H30ZM34 75H35V77H34ZM48 75H46V77H49ZM70 75V80H68V82H70L71 84H73L74 82H75V80H76V83H75V85H77L79 82V86L81 85V86H83V85H85V84H87V83H89V78H93V76L91 75V74H88V75H90V76H87L88 77V79H87V81H86V75L85 76H82V75H80V74H76V75ZM77 75H79L78 77L80 78L81 76V78L83 79H79V78H77ZM84 75V74H83ZM124 75H123V77H124ZM141 75H143V74H141ZM148 75L150 76H148V78L149 79H152V78H156V77H154L153 75H150L149 73H148ZM180 75V74H179ZM178 75V76H179ZM192 75V74H191ZM238 75H243V76H241V77H238ZM248 75V76H247ZM251 75V76H250ZM5 76H6V79H8L9 77H11L12 78V76H13V78L11 79H8V80H6L5 79V81L3 80L4 78H5ZM37 76H39V77H37ZM72 76V77H71ZM177 76V77H178ZM181 76V75H180ZM209 77V78H212L211 80L209 79V78H207V77ZM222 78V81H221V79H220V77ZM231 76V77H230ZM235 76H236V78H235ZM252 77V78H254V79H252L251 78V81L253 80V82H254V84H253V82H252V84H251V81H249V79H250V77ZM21 77H23V78H21ZM27 77V78H26ZM34 77V78H33ZM52 77V78H53ZM75 77V78H74ZM86 77V78H85ZM134 77H136V76H134ZM172 77V76H171ZM232 77H234V78H232ZM248 77V79H246ZM260 77V78H259ZM19 78H20V80H19ZM55 78V77H54ZM68 78V79H69ZM92 78L90 79L91 81H94L95 82V79H93L92 80ZM107 78V80H106V84L105 83H103L102 84V81H103V79H101L99 82H101V83H99V82H97V83H94V82H90V83H92V84H97L96 86H94L93 87V90H94V88H95V90L97 91V90H99L100 88V90H102V91H98L99 92V94H97V92H94L95 94H97V95H100L99 96V99H98V104L96 105V106H94V108H96L97 109V111H98V113H97V115L96 116H94V118H92V119H94L93 121L95 122H91V124L93 125L92 127H93V130H96L97 128H99V130H100V128L102 129H104V130H106L111 136H110V138H109V140H107V141H105V142H103V143H97L96 145L98 146H92L90 149H89V151L90 152H92V151H95V152H93V154H97V156L95 157V155H93V154H91L89 151V153H90V157H95V158H97L99 155L100 156H102V155H106V156H109L108 158L106 157V159L104 160H102L101 162H104V164L103 163H99L98 164V166H97V162L95 163V166H97L98 167V169L95 167L94 168V165L93 166H87V167H91V168H93V169H95V170H97V171H99V172H96V174L95 173H93V176H92V174L90 173V170L86 167V165L85 166H83V167H80L79 169H78V167L79 166H76V167H74V165H72L71 166V168H74V169H76L75 170V173L76 172H80L81 171V173H79L81 176H79V174L77 173L76 175H78L79 176V178L81 179V181L83 182V180L85 179L84 177H87V175L90 173L91 174V176H89L90 178H88V179H90V180H87L88 182V185H89V183H90V185H89V187H91V183H94L95 184V181H94V179H95V177L97 178V179H95V180H100V181H102V180H106V181H109L108 183H109V185L107 184V182H104V186H103V181L102 182H99L98 181V183H97V181H96V183L97 184H95L96 186H103V187H106L105 186V183L107 184V187L109 186L111 189H109V187L108 188H106L107 189V191L109 192V190L110 191H112V192H110L109 193V195H110V200L108 199V197L107 196H109L108 195V193L106 194L105 193V195H106V197L107 198H103L104 200H109L110 201V203L109 204H107V201H106V203L103 201V199L101 200V201H99L100 199H98L97 200V198L96 197H94V196H90L89 195V193H87L86 191L87 190H85L84 191V189L86 188L85 186L84 187H82V188H79V187H81L82 186V182L80 181V179L78 180V178L75 176V175H73V173H74V171H70L71 173H72V175L73 176H75L76 178H77V180H76V178L74 177V178H71L72 177V175H71V173H70V175H69V172L68 173H66V176H68L67 177V179L68 178H71V179H69L68 181H70L69 182V184L71 183L72 184V186H71V184L69 185V184H67L68 183V181H67V179H65L66 180V182L65 181H63V182H65V183H63V184H61V185H57V187H55V188H50L49 189V187L51 186V178L52 177H50V176H53L52 174H51V172L54 170V169H56V168H59L60 166H62V165H60V166H58V167H56L57 166V164H56V166H54V164L55 163H57V161L55 162V161H53V162H55V163H51V164H53V167H54V169H52L53 167H52V165L48 162V165H50V166H48L47 164H46V166L47 167H50L51 169H52V171L51 172H48V170H51V169H49L48 168V170H47V167H45L44 168V166L45 165H43V167L42 166H40L38 169H46V171H47V173H49L48 175L47 174H43V172H45V170L43 169L42 171L43 172H41L40 174H38L39 173V171H41V170H38V171H36V172H38V173H36L35 171H25L23 168H18V169H15V170H13L12 169V171H14V173H12V171L11 170H8V168H7V162L9 161H11V156H10V158H9V160H8V158L7 159H4V160H6V161H4L3 160V157L0 155V175L1 176H3V174L5 175V173H3L4 171H6V175H5V178L6 179H8V183L12 180V182H11V184L14 182H17L18 181V179L20 178L21 179V181H20V179H19V181L20 182H24V180L22 181V178L23 179H25L27 182H31L32 183V185H31V183H26V185L27 184H29V185H27V186H30L28 189H26L25 188V186H24V184L22 185V187L20 186V188H21V190L20 189H18L19 188V186H18V188L15 186L14 188H13V190H12V188H10L9 187V189L7 188V186H6V191L5 190H3L4 192H2L1 191V186H0V191H1V193H0V200L1 199H3V198H5L6 199V197H4L2 194H5V192H7V194H9V196H10V194H12L13 196H15L16 195V193L17 194H20L21 193V191H26L27 192V190H29V191H33L32 190V188L34 187L35 189H38V187L40 188V186H41V188L40 189H44V190H40L39 189V191L37 190V192H38V196L40 195V197L43 199V201L41 200H39V198L40 197H38V196H34V200H39V202L41 203V205H44L45 206V204L44 203H46L47 202V204H46V206H48L50 203H51V201H47V198L49 199V197H47V195H45L46 194V187H47V189L48 190H50V195L49 196H53V195H55V193H56V196H57V192H60L61 193V188H63V185H68L67 187L66 186H64V187H66V189L68 188V191H70L71 189V194H70V192H68L69 194V196H67V197H65V199L63 198V199H61V197H60V195L62 196L63 194H58V196L57 197H59L61 200H66V201H68V200H70L72 203H74L76 200H78L79 199V197H81V199L82 200H80V202L81 201H83V203H84V205H85V203L87 204L86 205V207L84 208V210L86 209L87 211H85V214H83L84 213V210L82 211V209H80L79 211H82L81 213H82V215H85V217L86 218H88L87 216H89V214L90 213H92V216H91V218H93V217H97V215L101 212V214H99V216L96 218V219H98V220H100V218H101V215H105V214H107V210H108V212L110 213L111 211H112V214L110 213V215H109V213L107 214V215H105V216H107V218H108V215H109V218L111 219V220H113V218H114V221L113 222H116V220H118V218H119V220H120V222H118V224H117V222L115 223V226H117V225H120V226H118L119 228L120 227H122V228H127L126 230L125 229H123L124 231H122L123 233H125V237H131L132 239L133 238H135V240L133 239H131V238H128V239H131L132 240V243L130 244V243H127V242H129V241H126V244H123V245H125V246H121V247H119V248H116L115 250H113L112 251V253H113V256H115V253H116V256L113 258H111V259H109L110 260V262L112 263V264H114V262H116L117 263V260L120 258V257H122L121 259H122V263L121 264H134V263H140V264H146V262H145V259L144 258H142V259H140V260H138V259H136L135 258V256H130L131 255V253H130V255H129V252H131V251H128L129 249L128 248H131V247H128L129 245H133V249L135 248V249H137V247L139 246L140 248H142L143 246H141L140 245V242L143 240V239H145V238H147L148 240L149 239H151V240H153L154 241V239H156V241H155V245H156V249H157V246L159 247L158 248V250L160 249V251H158V250H155L154 251V247H153V243L150 245V246H152L151 248L153 249V250H151L153 253H150V255L151 256H149V257H154L153 255H155L156 256V253L158 254V255H161L160 257H162V260L161 261H158L157 263L159 264H192V262H194L193 264H213L212 263V253H202L201 254V252L199 251V249H197V248H199L200 247V245L202 246V244H203V242L204 243H206V244H204V245H209V241H206V240H204L202 237H200V236H203V234H205L206 232H214V231H212V230H215V233L216 234H219L221 237H224V238H229L230 236V234L226 231V227L224 226V224H223V222L221 221V220H217L216 222L214 221L215 220V218L214 217H212L214 220H212L211 218H209V216H210V210H212V209H208L209 210V213H208V211L206 210L205 211V213H207V214H209V216L208 215H204V208H206V207H208L209 205H207V204H204V205H201L200 207L199 206H196L195 207V205H194V207H195V209H194V213H195V215H198V214H200V215H198V216H195V215H193V214H191L192 212L191 211H189V210H191V209H193L192 208V204H191V206L190 205H188L190 202H185V199H184V196L185 197H187V195H188V197H191V196H195L194 198H199V197H204V198H206V200H207V203L208 204H215V205H217L216 206V209H220V208H225V210L226 211H228V212H231V211H235L236 209H238V208H242V209H244V208H249L250 206L251 207H255L256 208V206H257V208L256 209H259L260 210V207L262 208L263 206L262 205H264L263 203H264V195H262V194H260V195H262L261 196V198L260 197H258V199L260 198V200L262 201V204L260 205V203L258 204V203H256V204H251V205H249V204H247L246 202V199H244L242 196H240L239 197V195L238 194H235L234 192H236L237 190H241V189H243L244 188V186H246L245 188H251V187H248V186H250V183L254 180V179H256L255 177H257L258 179H260L259 180V182H262V181H264V179L262 180V178L264 177V172L261 174V172H262V165H264V163H262L263 162V160L261 161L260 159H258V156H256V151H257V154L258 153H260L259 151H262L261 149H263L264 147V145L262 146L261 144H264V128L262 129L261 128V126H260V122L262 121V118L264 119V117H263V115H261V116H259V114H260V111H262V109H263V111H264V104H262L263 106H262V108L260 109V110H258V112H253L254 113V115L251 117V119L249 118L248 119V121L247 120H242L241 118H237V119H239V120H237V119H235V120H233V119H227V120H225V118H224V120L223 121H226L225 123H227V125L229 126L230 125V129L228 130V126H226V128H227V134L225 133V136H228V132H230L229 133V136L231 135L232 137L235 135L234 133L236 132V134H239V135H241V137H239V135L238 136H234L235 138H237L236 140H234V137H233V140L235 141V142H237L238 144H241V145H244V143L245 144H247V145H245V147L247 148V146H248V150H247V152H249V148L251 147V149H250V152L249 153H246V152H244V153H246L245 155H244V153L242 154V153H240L241 154V156L242 157H239V159H241L242 160V165L244 164V165H246V166H242V165H240L242 168H240V166H238V167H235V166H227V168H229L228 170H230V172L228 171L227 172V169H226V166H224V165H217V164H215V165H211V166H209V168L211 169V171H209L208 169V174H206V172H205V174L203 175L202 174V176L204 177H202V176H198V174H196L195 172V170H194V168H193V165L195 164H197V163H199V164H201V165H204V163L202 164V162H205L206 160H204V161H202V157L201 156H194V158L192 159L191 157H193V155H191V154H194V152L192 153V151L193 150H191L190 149V151L189 150H185L184 148V146H186V145H188V144H190L192 141V144L194 143L195 144V142H194V140H195V138L193 137L192 138V136H193V133H192V135H190L191 133V131L190 130H188V129H192L191 127L190 128H188L187 126V128L185 127L184 129H182V128H178L177 130L178 131H174L173 133H172V131L171 130H169L168 128H167V125L168 124H166V123H168V122H170V123H172V122H174V120L176 119V117H178V115H174L175 113H177L178 111V114H182V111L180 110L181 109V107H183L184 108V104L186 105V103L185 102H183L182 103V105H181V107L180 106H178V109L177 108H175L174 110V112H173V114L172 115H174L175 117H173V116H168V118H164V117H166V116H162L161 115V110H163V109H166V108H172L171 106H173L172 104H173V102L175 101L176 102V100L180 97L179 95H181L182 93L181 92H183V89H184V86H185V89H184V92L186 91V87H187V85H188V83H192L193 84V80H191V79H193L192 78V76H191V78H188V80H187V82H185V83H181V85H179V87H176V89L174 88V89H172V90H176L175 92H172V91H170L171 93H172V95L170 94L169 96L171 97V96H175V98H176V96L178 97L177 99H175L174 97H171V98H173L172 99V101H171V99L170 98H168V97H164V95L162 94H156V90H154L155 88H153L152 87V89H149V87H147L148 85H145V84H143L142 83V85H143V87H145L146 86V88H138V89H136L135 90V92H134V89H133V92H132V89L131 90H128L130 93H128L127 91H124V88L122 87L123 85H126V84H122V83H118L116 80H112V81H110L111 79H110V77H106ZM105 78V79H106ZM173 78V77H172ZM175 78V77H174ZM205 78V79H204ZM207 78V79H206ZM215 78L216 79H218V80H216L215 81ZM238 78V79H237ZM261 78H262V80H261ZM16 79H18V80H16ZM22 79H24V81L22 80ZM26 79V80H25ZM35 79V80H34ZM105 79H104V81H105ZM135 79V78H134ZM137 79H141V78H136V81L138 82L139 80H137ZM143 79V78H142ZM142 79H141V81H142ZM227 79V81L225 82V80ZM232 79V80H231ZM233 79H234V81H233ZM256 79H258L257 81H256ZM10 80H12L11 82H9ZM31 82H29V81ZM34 80V81H33ZM71 80H72V82H71ZM74 80V81H73ZM78 80H79V82H78ZM86 81V82H83V81ZM185 80V81H186ZM189 80H191V82L189 81ZM206 80H207V82H206ZM229 80V81H228ZM8 83H7V82ZM26 81V82H25ZM28 81V82H27ZM81 81H82V84H81ZM110 81V82H109ZM195 81V80H194ZM212 81H213V83H212ZM237 81V82H236ZM260 81V83H258ZM6 82V83H5ZM15 82V83H14ZM78 82V83H77ZM143 82H144V79H143ZM164 82V84H165V81H163ZM196 82V81H195ZM194 82V83H195ZM237 83V85L238 86H240V87H242L241 88V90L240 91H242V92H239V90L237 91L236 90V88H239L238 86H236L235 84ZM250 84H249V83ZM263 82V83H262ZM14 83V84H13ZM113 83V84H112ZM115 83V84H114ZM139 84L141 83L140 81L138 82ZM210 83H211V85H210ZM214 83H217V84H215L214 85ZM258 83V84H257ZM8 84V85H7ZM31 84V85H30ZM34 86H36V87H34ZM36 84V85H35ZM39 84V88H38V85ZM104 84L107 86V87H105L104 86ZM120 85L121 86V89H123V90H121L120 89V87L119 86H114V85ZM162 84L163 83H161V86H162ZM167 84V83H166ZM183 84H186V85H184L183 86ZM189 84V85H190ZM232 84V85H231ZM263 84V85H262ZM7 85V86H6ZM9 85H12L11 86V88H10V86ZM13 85H15V86H13ZM26 87H25V86ZM100 85V86H99ZM104 86V88L106 89V91L104 90V88H102L103 86ZM110 85V86H109ZM141 85V84H140ZM5 86V87H4ZM18 86V87H17ZM30 86V87H29ZM45 86V87H44ZM78 86V85H77ZM102 86V87H101ZM129 86V85H128ZM167 88H166V87ZM181 86V87H180ZM183 86V87H182ZM192 86V85H191ZM206 86V87H207ZM16 87V88H15ZM22 87V88H21ZM29 87V88H28ZM100 87V88H99ZM113 89H112V88ZM163 87L164 88H166V93H168L167 92V90H168V87H170L168 84L167 85H163ZM190 87V86H189ZM205 87V86H201V88H199V89H201L200 91H199V89L198 90H196V89H192L193 91H195L196 90V92L197 91H199V92H201V91H204L203 90V88ZM205 87V88H206ZM207 87V88H208ZM229 87H231V89L229 88ZM236 87V88H235ZM252 87H254L253 89H251ZM13 88V89H12ZM26 88V89H25ZM33 88V89H32ZM151 88V87H150ZM171 88V87H170ZM183 88V89H182ZM188 88V87H187ZM194 88V87H193ZM206 88V89H207ZM233 88V89H232ZM259 88H262V89H259ZM8 89V90H7ZM25 89V90H24ZM31 89H32V91H31ZM38 89H39V91H38ZM40 89L42 90V89H44V90H42V91H40ZM47 89V90H46ZM110 89V90H109ZM209 89H207V90H209ZM221 89V90H220ZM230 89V90H229ZM38 91L39 92V95H41V96H43V97H45L46 99H47V96H48V94H50L49 96H48V101H46V100H43V101H40V102H42V103H39L38 101L39 100H36L37 98V96H33V94L34 95H36L37 93H36V91ZM94 90V91H95ZM104 90V91H103ZM109 90V91H108ZM120 90H121V92H120ZM146 91V92H143V91ZM152 90V91H151ZM169 90H171V89H169ZM168 90V91H169ZM181 90V91H180ZM236 90V91H235ZM46 91L47 93V95L44 93V92ZM50 91H52V92H50ZM113 91V92H112ZM137 91V92H136ZM150 91V92H149ZM155 91V92H154ZM210 91V90H209ZM209 91H207L206 92V90L203 92V94H204V96H206L207 97V95H206V93L208 94L209 93ZM231 91V92H230ZM233 91V92H232ZM261 91V92H260ZM32 92V93H31ZM43 92V94L45 95H43V94H41ZM101 92V93H100ZM105 92V93H104ZM111 92V93H110ZM125 92H127L128 93V95H127V93H125ZM143 92V93H142ZM152 92V93H151ZM198 92V93H199ZM230 92V94H228ZM26 93V94H25ZM30 93L32 94V97L30 96ZM103 93H104V95H103ZM110 93V94H109ZM122 94V93H125L126 95H121L122 96V98H120V99H123L124 97H128V98H131L132 96H133V94L135 93L136 95L137 94H141L142 93V96H144V98H146V99H144V101L145 102H143V99H142V104L141 105H139V107H137V108H135V110L133 111V113H134V117H123L124 115L122 114V113H118L119 111H118V106L116 105V106H114V101H112V99H110V98H112V97H118L117 96V94ZM178 93H179V95H178ZM181 93V94H180ZM6 94V95H5ZM54 96H57V98H55V99H57V100H55L53 97V95ZM59 94V95H58ZM82 96H81V95ZM108 94V95H107ZM132 96H131V95ZM139 94V95H140ZM144 94V95H143ZM153 94H155V95H153ZM173 94H175V95H173ZM184 94H186L187 95V93L185 92V93H183V95H182V97L183 98H186L185 96H184ZM199 94H201V93H199ZM227 94V95H226ZM234 96H233V95ZM10 97V103L11 104H9V97ZM18 95V96H17ZM38 95V94H37ZM62 95V96H61ZM109 95H110V97H109ZM136 95H134V96H136ZM224 95V96H223ZM228 95H229V97H228ZM12 96V97H11ZM26 96V97H25ZM104 96V97H103ZM141 96V95H140ZM141 96V97H142ZM154 97V98H156L157 96H159V97H161L162 96V98H160V99H158L159 97H157L156 99L157 100H155L154 99V101H153V103H152V100H150L152 97ZM200 96H202V94L200 95ZM209 96H212V94L211 95H209L208 94V99L209 98H211V97H209ZM232 96H233V98H232ZM251 96H253V97H251ZM22 97H23V99L25 100H23L22 99ZM34 97V98H33ZM62 98V97H64V100L65 99H67V100H65V101H69V107L70 108H68L67 106H62V107H64V109L62 108V109H60V107L58 106L59 105V102H61V101H63V98L62 99H60L59 100V98ZM100 97H101V99H100ZM206 97H202V98H204V100H206L207 98ZM228 99H227V98ZM251 97V98H250ZM6 98V101L7 102H5V101H3L4 99ZM8 98V99H7ZM19 98H20V101H18L19 100ZM40 98V97H39ZM50 98L52 99V100H50ZM107 98H108V100H107ZM147 98H149V99H147ZM187 98H188V95H187ZM186 98V99H187ZM3 99V100H2ZM12 99V100H11ZM14 99V100H13ZM16 99H18V100H16ZM31 99V101H30V103H29V100ZM33 99L35 100V101H37V102H35V101H33ZM43 99V98H42ZM126 99V98H125ZM163 99V100H162ZM189 100H190V98H188ZM224 99H221L220 101L222 102V104H223V107H222V105H221V103H220V101H219V104L221 105H216V106H218L217 108H216V106H214V107H211L212 108V110L211 111H208L209 109H204V110H207V111H203V113L201 112L200 113V109H197L198 107L197 106H194V107H192V109H190V108H187L186 106V114L187 115H189V112H191V114L192 113H194V112H198L199 114H201V115H203V117L202 118H204V117H207V116H209V115H211V117L213 118V115L214 114H218L217 112H219V111H216L215 110V112L216 113H213L212 111H214L213 109H219V110H221L222 111V109L224 108V106L226 105V104H224L226 101L224 100ZM58 100H59V102H58ZM110 100V101H109ZM124 100V99H123ZM161 100V102H159ZM224 100V101H223ZM12 101V102H11ZM13 101L15 102L14 103V106H13ZM45 101V102H44ZM51 101V102H50ZM65 101H63V103H65ZM75 101V102H74ZM112 101V102H111ZM157 101V102H156ZM164 101V102H163ZM185 101V100H184ZM187 101V100H186ZM3 102V103H2ZM16 102L20 105V106H26V105H28V103H29V105H28V107H20V108H18V104L16 105ZM26 102V103H25ZM31 102H32V104L34 103H36L37 105H33V108H32V104H31ZM49 103V105L48 104H45V103ZM53 102V103H52ZM56 102H57V104H56ZM74 102V103H73ZM97 102V101H96ZM162 102H163V105H162ZM174 102V103H175ZM187 102H189V101H187ZM230 101H228V103H229ZM50 103H51V105H50ZM62 103V102H61ZM71 103L73 104V105H71ZM99 103H102V104H99ZM144 103H145V105H144ZM159 103V104H158ZM263 103V102H262ZM31 104V105H30ZM39 104V105H38ZM55 104V105H54ZM85 104V105H84ZM156 104V105H155ZM188 104V103H187ZM247 105V107L246 106H244V105ZM4 105H6V106H4ZM10 105H11V107H10ZM47 105V106H46ZM52 105H54V106H52ZM72 107H71V106ZM99 105V106H98ZM171 105V106H170ZM3 106H4V108H3ZM7 106H9V107H7ZM35 106H37L36 108H35ZM44 106V107H43ZM46 106V107H45ZM50 108H49V107ZM87 106V107H86ZM142 108H141V107ZM6 107V108H5ZM30 107V109H28ZM42 107V108H41ZM59 107V108H58ZM165 107V108H164ZM197 107V108H196ZM222 107V108H221ZM245 107V108H244ZM17 108L19 109L18 111H23V113H17ZM25 108V109H24ZM31 108L32 109H35V110H31ZM39 108V109H38ZM41 108V109H40ZM50 109L49 110V112H48V110L46 111V109ZM55 108V109H54ZM65 108H67V109H65ZM117 108V109H116ZM182 108V109H183ZM21 109V110H20ZM24 109V110H23ZM26 109H28V112L27 111H25ZM51 109H53V110H51ZM98 109H100V110H98ZM188 109V110H187ZM194 109H197L196 111H194ZM225 109H226V107H225ZM254 109V110H253ZM13 110V109H12ZM30 110V111H29ZM42 110V111H41ZM58 110V111H59ZM67 112H66V111ZM88 110V111H87ZM191 110V111H190ZM193 110V111H192ZM231 110V108L230 107H228L225 111H230ZM250 110V111H249ZM25 111V112H24ZM33 111H35V113H31V112H33ZM41 111V112H40ZM47 113H46V112ZM86 111V112H85ZM118 111V112H117ZM183 111H185L184 109H183ZM237 111V113H238V110H236ZM236 111H235V113H236ZM0 112H1V110H0ZM181 112V113H180ZM188 112V113H187ZM205 112V113H204ZM210 112V113H209ZM230 112H233V111H230ZM8 113H11V112H8ZM44 113H46V114H44ZM160 113V114H159ZM184 112H183V118H186V117H188V116H186V114H185ZM207 113H209V114H207ZM220 113V112H219ZM5 114V115H4ZM22 114H23V116H22ZM25 114V115H24ZM30 114H32V115H30ZM62 114V115H63ZM72 114V115H71ZM74 114V115H73ZM185 114V115H184ZM207 114V115H206ZM257 114V115H256ZM261 114H262V112H261ZM263 114H264V112H263ZM3 115V116H2ZM9 115V116H10ZM34 115V116H33ZM44 115V116H43ZM78 115H80V116H78ZM86 115V116H85ZM141 117H140V116ZM201 115H200V117H201ZM5 116V117H4ZM67 116V117H68ZM158 116V117H157ZM256 118H255V117ZM258 116V117H257ZM34 117V118H33ZM47 119V120H49V119H55V120H57L58 122H60V124L59 123H56V121H54L55 123H56V125L54 124L53 126H51L50 127V125L49 126H46V124L44 123L45 122V118ZM64 117H66V116H64ZM96 117V118H95ZM139 117V118H138ZM156 117V118H155ZM170 117V118H169ZM24 119V120H26L29 124H27V122L26 121H24L23 120V122L22 123H24V122H26V123H24V124H26V125H22V123H21V120L22 119ZM27 118H30V121H29V119H27ZM42 118H43V120H44V122H43V120H42ZM125 119V121H127L128 123H131V125L134 127V129H138V130H140V131H144V130H147V131H150V132H152V133H155V143L157 142V144H155L154 145V147H152L153 149H154V151H155V153L157 154V159L159 158V159H161L162 158V156H163V158H165V156L164 155H166L167 154V156H168V154L169 155H171L172 156V154L174 155L175 153H178V151L177 150H179V153H180V157H179V159L181 158V156H187V158L189 157V153H191L190 155H191V157H189L188 159L186 158V157H182L181 159H182V161H183V164L181 163L182 161H180L179 159V161H177V162H179V164H177V163H174L173 165L175 166V168L172 166V168H174V169H172V168H170V163H166V165L164 166V165H161L160 164V162H161V160H160V162L158 161V164L157 163H154V166L152 165V163H151V161H153L152 160V158H151V156L153 155L152 153H154V151H153V149L151 148L150 150L149 149H147L146 147H145V145H144V143L145 142H139V144H138V142L136 141V140H134V139H132L131 137H129L131 134H130V132H132L133 131V129H128V128H126V127H124L125 125H124V123L122 122L124 119ZM136 118V119H135ZM154 118L156 119V120H154ZM163 118V119H162ZM175 118V119H174ZM208 118V117H207ZM255 118V119H254ZM3 119V120H4ZM5 119V120H6ZM10 119H12V120H10ZM39 119H40V122H41V120H42V122L39 124L38 123V121H39ZM87 119V118H86ZM97 119V120H96ZM206 118H204V120H205ZM211 119V118H210ZM260 119V120H259ZM52 120V121H53ZM162 120V121H161ZM163 120H165L166 121V123H165V121H163ZM219 121L221 120V118H219L218 119ZM237 120V121H236ZM250 120V121H249ZM253 120V121H252ZM218 121V123H215L213 126H214V130L217 128V127H223V125L225 124L224 122H222V121H220L219 122ZM233 121V125H232V122ZM264 121V120H263ZM10 122H12V123H10ZM206 122L209 124L210 123V125H211V122H209L208 120H206ZM205 121L204 122H201V123H203V124H198L199 125V127L200 128H202V129H205V127L207 128H209V126L210 125H208L207 123H206ZM230 122V123H229ZM236 122V123H235ZM252 122V123H251ZM206 123V124H205ZM219 123L220 124H222V125H219ZM255 123H257V124H255ZM38 124V125H37ZM166 124V125H165ZM206 126H205V125ZM238 124V125H237ZM243 124H244V127L246 126L245 124H249V125H247L246 126V128H244V127H242L243 126ZM251 124V125H250ZM253 124V125H252ZM28 125V126H27ZM30 125V126H29ZM34 125H35V127H34ZM41 125V126H40ZM88 125H90V122L88 123ZM204 125V126H203ZM216 125H217V127H216ZM234 125H235V129H234ZM238 126V128H240V130H241V132L240 133H238L237 131H236V129L238 130V128H237V126ZM240 125V126H239ZM256 125V126H255ZM262 125V124H261ZM9 126V127H8ZM11 126V127H10ZM194 126H196V125H194ZM204 128H203V127ZM213 126H211L212 127V129H213ZM233 128H232V127ZM249 126H250V129H249ZM257 126H259V127H257ZM27 127V128H26ZM32 127H34V130H35V132H33L34 130H32L33 128ZM198 127V126H197ZM225 127V126H224ZM247 127H248V129L250 130H248L247 129ZM253 127V128H252ZM262 127H264V124H263V126ZM23 129V130H21V129ZM49 128V129H48ZM52 128V129H51ZM165 128H167V129H165ZM231 128H232V130H231ZM245 129V132L248 130V132H250V133H248V132H246L247 134H245L244 132L242 133V131H244V129ZM256 128V129H255ZM259 128V131H256L257 129ZM69 129H72V133H73V135H74V138L77 140L76 142H78L77 144H79L80 146H81V144L83 143V142H86V143H84V144H86L85 146H87L88 145V143L89 144H94L95 145V142H93V141H95V138H90V137H94V136H89V135H87L86 136V141H83V138H79V137H77L76 136V133H74L75 132V130H73V128H71V126L69 127ZM68 129V135L70 136H63V138H62V141L61 142H66V140H67V138H68V142H71V138L72 139H74L73 138V136H72V134H70L71 133V130H69ZM90 129V128H89ZM247 129V130H246ZM261 129H262V131H261ZM50 130H52L53 132H51ZM152 130V131H151ZM187 130H188V132H187ZM30 133H32V135L31 134H28L29 132ZM171 131V132H170ZM183 131V132H182ZM187 132V134H189L188 136H186V132ZM235 131V132H234ZM0 132V133H1ZM14 132V133H13ZM64 132L66 133L67 132V129H66V131L64 130ZM181 132V133H180ZM233 132V133H232ZM36 133V134H35ZM51 133H53V135L50 137V135H51ZM184 133H185V135H184ZM232 133V134H231ZM263 133V134H262ZM27 134V135H26ZM49 134V135H48ZM243 134H245L246 136H243ZM248 134H251V135H249L248 136ZM182 135H184V137L182 136ZM26 138H25V137ZM30 136V137H29ZM32 136H33V138H32ZM186 136V137H185ZM263 136V137H262ZM24 137V138H23ZM28 137V138H27ZM52 138L51 140H50V138ZM53 137H54V139H53ZM66 137V139H65V141H63L64 140V138ZM79 138V139H77V138ZM248 139H247V138ZM253 139H252V138ZM61 138V137H60ZM89 138H90V140H89ZM184 138V139H183ZM251 138V139H250ZM192 141H191V140ZM53 140V141H52ZM83 142H82V141ZM181 140H183V141H181ZM188 141V140H190L188 143L186 142V141ZM239 140V141H238ZM241 140V141H240ZM252 140V141H251ZM59 141V142H60ZM73 141V140H72ZM80 141V142H79ZM136 141V142H135ZM185 141V142H184ZM222 141V140H221ZM243 141H244V143H243ZM246 141V142H245ZM248 141V142H247ZM36 142H34L35 144H37ZM53 142V143H52ZM56 142V143H55ZM92 142V143H91ZM181 142H182V144H181ZM223 142V141H222ZM222 142H219V143H217V144H215L217 147H215V145H213V148L214 149H216V151H218L219 153H220V151H222L223 149H224V147H223V145L225 146V144L223 143V145L221 146V143ZM254 142H256L257 144H259V145H257V144H255ZM159 143V144H158ZM243 143V144H242ZM26 145H27V147L28 148H26V145H23V147H22V149H21V151L24 149V151H22L21 152V155H23V153L24 154H28V155H31V153H32V155H37V153H38V151L39 150H34V149H30L29 147H30V144L27 142V143H25ZM43 144H45V146L43 145ZM54 144V145H53ZM134 144V145H133ZM169 146H168V145ZM171 144V145H170ZM174 144V145H173ZM182 145V147H181V145ZM185 144V145H184ZM29 145V146H28ZM157 145V146H156ZM52 146V147H51ZM143 146H144V148H145V150L143 149ZM156 146V147H155ZM159 146V147H158ZM167 146V147H166ZM172 146V147H171ZM175 148H174V147ZM219 146V147H218ZM221 146V147H220ZM259 146V147H258ZM5 147V146H4ZM25 147V148H24ZM65 147V146H64ZM64 147H62L63 149H68V148H64ZM69 147V146H68ZM102 147V148H101ZM169 147V148H168ZM223 147V148H222ZM256 147H257V150H256ZM262 147V148H261ZM56 148H58L59 149V147H56ZM166 148H168V149H166ZM173 148V149H172ZM225 148L226 149H224V151L223 152H226V154H228L229 153V150H227L228 149V147L227 146H225ZM253 148H255V155H253V151H254V149ZM26 149V150H25ZM58 149H57V151L55 150V148H54V150L52 151V153L50 152L49 154H46V156L45 157H47L48 155V157H52V154H57L58 153ZM61 149V148H60ZM75 148H71V147H69V149H68V151H73ZM95 149H97V150H95ZM105 151H103V150ZM107 149H108V151H107ZM170 149V150H169ZM177 149V150H176ZM183 149V150H182ZM194 149V148H193ZM218 149V150H217ZM258 149H259V151H258ZM29 150H31V151H29ZM42 150H45V148L44 149H42ZM77 150V151H76ZM78 150H79V148H76L73 152H72V154L74 155V156H76L77 154V152H78ZM169 150V151H168ZM172 150V151H171ZM182 150V151H181ZM196 149H194V151H195ZM220 150V151H219ZM37 151V152H36ZM41 151V150H40ZM39 151V152H40ZM55 151V152H54ZM96 151H97V153H96ZM107 151V152H106ZM151 151H153V152H151ZM215 150H214V152H216ZM228 151V152H227ZM30 152V153H29ZM36 152V153H35ZM43 152V151H42ZM223 152H221V153H223ZM252 152V153H251ZM34 153V154H33ZM75 153V154H74ZM151 153V154H150ZM159 153H160V155H159ZM185 154V153H187V154H185V155H183V154ZM217 153V152H216ZM39 154V156H41V152L40 153H38ZM44 154L42 153V156H44ZM108 154V155H107ZM111 154H112V156H111ZM151 156H150V155ZM224 154V153H223ZM239 154V155H240ZM248 154V155H247ZM25 155V156H26ZM238 155V156H239ZM24 156V155H23ZM111 156V157H110ZM166 156V157H167ZM238 156H236V157H238ZM2 157V158H1ZM54 157V156H53ZM150 157V158H149ZM168 157H170V156H168ZM243 157H246L245 159H242ZM251 157H253V158H251ZM255 157H257V158H255ZM6 158V157H5ZM184 158H186V160L184 159ZM201 158V159H200ZM248 158H249V160H248ZM111 159V160H110ZM151 161H150V160ZM158 159V160H159ZM194 159L197 161L196 163H195V161H194ZM199 159V160H198ZM237 159V158H236ZM254 159V160H253ZM258 159V160H257ZM1 160H3L4 162H6V164L3 162V161H1ZM13 160V159H12ZM251 160H253L252 162H251ZM257 160V161H256ZM193 161V162H192ZM236 161V160H235ZM260 161V162H259ZM100 162V161H99ZM185 162V163H184ZM189 162V164H188V167H189V165H190V167L188 168L187 167V163ZM248 162V163H247ZM254 162V163H253ZM1 163H3L2 164V166H1ZM193 163V164H192ZM252 163V164H251ZM260 163V164H259ZM5 164V165H4ZM59 164H63L62 162H58V165ZM94 164V163H93ZM101 164H102V166H101ZM156 164V165H155ZM162 164H163V162H162ZM167 164H169V168H170V172H167L166 171V167H168L167 166ZM176 164V165H175ZM252 165V167L254 166V167H256L255 165H257L258 167H259V165H261V168L259 167V173H257V175H259V174H261L262 175V178H261V175L260 176H257L256 174V176H254V175H252L251 173V175L250 174H247V176L249 175V177H251V179H249V177H248V180H247V178H246V174L245 175H243V179L244 180H240V182H238L237 183V185H238V188H237V186L233 183V182H231L230 183V180H231V178H232V173L231 172H235V169L237 168V169H239V171H237V169H236V171L237 172H239V173H242V172H244L245 170L244 169H249L248 167H250L251 165ZM254 164V165H253ZM157 165H159V166H157ZM161 165V166H160ZM181 165H182V167L184 166V168L183 169H181L182 167H181ZM64 166V165H63ZM176 166L178 167L179 166V168H177V170H176ZM186 166V167H185ZM218 166H223V170L222 169H220L219 167H218V172L221 174H218L217 173V171H216V169L215 168H217ZM86 167V168H85ZM204 167V168H203ZM244 167H246V168H244ZM251 167V168H252ZM253 167V168H254ZM258 167H256V168H258ZM83 169V170H80V169ZM205 169V166H202L201 168H200V170H203V169ZM222 168V167H221ZM230 168H232V170L233 171H231V169ZM234 168V169H233ZM250 168V169H251ZM252 168V169H253ZM73 169V170H74ZM87 169V170H86ZM92 169V170H93ZM219 169L222 171H219ZM8 170V171H7ZM72 170V169H71ZM92 170H91V172H92ZM165 170V171H164ZM182 170H183V172H182ZM206 169H205V171H207ZM263 170H264V168H263ZM3 171V172H2ZM25 171V172H24ZM89 173H88V172ZM171 171H173L172 173H171ZM176 171H178L179 173H181V176H180V174L178 175V173H176ZM192 173H191V172ZM225 171V173H223ZM261 171V172H260ZM1 172L3 173V174H1ZM9 172V173H8ZM16 172V173H15ZM32 172H34V173H36L35 174V176H32ZM94 172V171H93ZM227 172V173H226ZM7 173L9 174V176L7 175ZM10 173H12L11 175H10ZM34 173H33V175H34ZM46 173V172H45ZM74 173V174H75ZM176 173V174H175ZM183 173V174H182ZM193 173H195V174H193ZM223 173V174H222ZM245 173V172H244ZM87 174V175H86ZM190 174V175H189ZM194 175L193 177V179H191L192 178V175ZM216 174V175H215ZM226 174H229V175H231L230 177H228ZM45 177H44V176ZM65 175V174H64ZM83 175H84V177H83ZM86 175V176H85ZM94 175H96V176H94ZM178 175V176H177ZM213 175V176H212ZM223 175V176H222ZM0 176V177H1ZM8 178H7V177ZM50 177L49 178V181H48V178H46V177ZM66 176H64V177H66ZM70 176V177H69ZM216 176L217 177H219V179H217L216 178ZM34 177V178H33ZM39 177V178H38ZM41 177H43V178H45V180L42 178L41 179ZM84 178L83 180H82V178ZM191 177V178H190ZM226 177V178H225ZM253 177H254V179H253ZM91 178H94V179H91ZM211 178V179H210ZM228 178H230V179H228ZM246 178V179H245ZM10 179V180H9ZM15 179V180H14ZM39 180V182H41L42 183V180L44 181V183H45V186L43 185V183H42V185H38L37 186V184H35V182H37L38 180ZM56 179V178H55ZM212 180V181H210V180ZM215 179H217V180H215ZM221 179H224V181H225V179H227L226 181H227V186L229 185L228 184V182L230 183V185H229V187L231 188H229L230 190H231V192H229V194H225V196L224 195H220V193L221 192H219L218 190L219 189H222V187H220V186H223V188L224 187H226L225 189H228V187L225 185V182L224 181H222L221 183H220V181H221ZM253 179V180H252ZM17 180V181H16ZM29 180V181H28ZM37 180V181H36ZM41 180V181H40ZM72 180V181H71ZM75 180H76V184H78L77 182H79L80 184H81V186H79V187H77L78 185H80V184H78V185H76V184H73L72 182H74L75 183ZM93 180V181H92ZM229 180V181H228ZM249 181L248 182V184H247V181ZM262 180V181H261ZM25 181V182H26ZM46 181H48V183H47V185H46ZM55 181V180H54ZM54 181H52V182H54ZM86 181V179L84 180V182ZM89 181H91V182H89ZM207 181V182H206ZM214 181V182H213ZM244 181L246 182L245 184H247V185H245V184H243V187L241 186L240 187V184H242V183H244ZM254 181H256V182H258L257 181V179L256 180H254ZM253 181V182H254ZM50 182V183H49ZM83 182V183H84ZM209 182V183H208ZM242 182V183H241ZM253 182L251 183V186L252 187H255L256 185L255 184H257V183H255V184H253ZM258 182V183H259ZM99 183H101L100 185H98ZM112 183V184H111ZM114 183H116V184H114ZM202 183V184H201ZM233 183V184H232ZM10 184V183H9ZM86 184V182L83 184V185H85ZM93 184V185H94ZM197 184H198V186H200V187H198L197 186ZM206 184V185H205ZM212 184V185H211ZM220 184H223V185H220ZM111 185H112V187H111ZM113 185H117L116 187H114ZM197 186V187H195V186ZM204 185V186H203ZM207 185H209V186H207ZM211 185V186H210ZM233 185L236 187V191H235V188L233 187ZM253 185H255V186H253ZM258 185V184H257ZM61 186V188H59ZM71 186V187H70ZM75 186V187H74ZM86 186H87V184H86ZM194 186V187H193ZM201 186H203V188L201 187ZM232 186V187H231ZM70 187V188H69ZM88 187V188H89ZM212 187V188H211ZM215 187V188H214ZM216 187L218 188V189H216ZM241 189H240V188ZM5 188V187H4ZM16 188V189H15ZM23 188H25V189H23ZM74 188V189H73ZM76 188V189H75ZM77 188H79L80 190L82 189L83 190V193H82V191H79ZM88 188H86V189H88ZM92 188V187H91ZM91 188H89L90 189V191H92V189L93 188H95V186H93V188L91 189ZM118 188V189H117ZM193 188L195 189L194 191H193ZM209 188V189H208ZM213 188L214 189H216L215 191H213ZM234 188V189H233ZM17 189L18 190H20V191H17ZM35 189H34V191L33 192H35ZM56 189H60L59 191L58 190H56ZM109 189V190H108ZM199 191H198V190ZM228 189V191H230ZM14 190H16L15 192H13ZM73 190H77V193H78V195H77V193H75V191H73ZM198 192H197V191ZM209 190V191H208ZM42 191V193H40ZM54 191V192H53ZM63 191H65V188H63V190H62V192ZM207 191H208V194H207ZM218 193H217V192ZM233 191V192H232ZM10 192V193H9ZM20 192V193H19ZM36 192V193H37ZM44 192H45V194H44ZM53 192V195H51V193ZM74 192V194L73 195H75V199L76 200H72V199H74V198H72V197H74L73 195H72V193ZM79 192H81L80 194H79ZM87 193V195L88 196H86V195H84V193ZM89 192V191H88ZM104 192H105V190H104ZM201 192V193H200ZM211 192V193H210ZM216 192V193H215ZM40 193V194H39ZM85 193V194H86ZM191 195H190V194ZM213 193V194H212ZM7 194H5V196L7 195ZM41 194H43V195H45V199L43 198L44 196L42 195L41 196ZM182 194V195H181ZM217 194V195H216ZM233 195V196H231V195ZM35 195H37V194H35ZM205 195V196H204ZM210 195H212L211 197H210ZM227 195V196H226ZM228 195H230L231 197H232V199H233V201L231 202V198H230V196H228ZM237 195V196H236ZM87 197V199H85L86 197ZM118 196H122V197H119L118 198ZM174 196V197H173ZM175 196H177V197H175ZM206 196H208V197H206ZM224 196V197H223ZM88 197H90V199L88 198ZM116 197V198H115ZM123 197L126 199H123ZM182 197V198H181ZM219 197V198H218ZM229 197V198H228ZM238 197V198H237ZM36 198V199H35ZM38 198V199H37ZM40 198V199H41ZM72 198V199H71ZM115 198V199H114ZM121 198V199H120ZM172 198H173V200H172ZM179 198V199H178ZM209 198V199H208ZM217 198V199H216ZM237 198V199H236ZM28 198H26V200H27ZM85 199V200H84ZM116 199H119V200H116ZM122 199L123 200H125L124 202H121L122 201ZM182 199H184V200H182ZM211 199V200H210ZM220 199H222L221 201H220ZM226 199L228 200L227 202V205L226 204H224L223 203V201H226ZM238 199H240L239 201H238ZM90 200V201H89ZM117 201L116 203L114 202V201ZM121 200V201H120ZM175 200V201H174ZM229 200H230V202H229ZM69 201V202H70ZM74 201V202H73ZM85 201V202H84ZM119 201L121 202V203H119ZM182 201V202H181ZM260 201V202H261ZM44 202V203H43ZM49 202V203H48ZM76 202H78L79 203V201H76ZM215 202V203H214ZM220 203L221 202V205L220 206H218V204L217 203ZM259 202V201H258ZM77 203V204H78ZM89 203V204H88ZM91 203H93L92 204V206L96 203V205H98L99 204V208L98 209H95V208H97L96 207V205H94V207H91L90 206V204ZM100 203H105V204H107V206H103L105 209L104 210H102V206H100L101 204ZM233 203V206L231 205ZM81 205H82V207H84L83 206V204L82 203H80ZM105 204H103V205H105ZM112 204V205H111ZM184 204H185V206H184ZM186 204L188 205L187 207H186ZM236 204V205H235ZM238 204V205H237ZM239 204H241V205H239ZM74 205H75V208L79 205H77L76 206V203H74ZM225 205H226V207H225ZM9 207V208H6V210H5V212L7 213V214H9L8 213V210L7 209H9V211L11 210L12 211V213L11 214H14L15 213V215H23V212H25V209L23 208V209H21L22 207L19 205L18 207H16L15 205H11V206H9V204H7V202L6 201H4V199L1 201V204H0V212L2 213H0V215L2 216V218L4 219L5 217H4V215H6V213L4 214L3 212V210L1 211V209L3 208V209H5V207ZM16 208H15V207ZM89 206V208H87ZM206 206V207H205ZM223 206V207H222ZM236 208H235V207ZM79 207V206H78ZM91 207V208H90ZM191 207V208H190ZM229 207V208H228ZM234 207V208H233ZM244 207V208H243ZM11 208V209H10ZM15 208V209H14ZM101 208V210L103 211V213H102V211L101 210H99ZM190 208V209H189ZM198 208H199V211H198ZM203 208V209H202ZM264 208V207H263ZM262 208V209H263ZM21 209V210H20ZM77 209V208H76ZM214 209H215V207L213 208V211H212V213H211V216L214 214ZM261 209V210H262ZM14 210V211H13ZM20 212H19V211ZM110 210V211H109ZM119 210H121L122 211V213L124 212L125 214L124 215H130L131 213H134V215H131V216H129V217H131V221H132V223L134 222V225H136V226H133L132 225V223H131V221L129 220V221H127L128 220V218H127V220H126V222H125V220H124V218H126L123 214H120L121 213V211H119ZM126 210H128V211H132L131 213L130 212H126ZM16 211V212H15ZM23 211V212H22ZM106 213H105V212ZM114 211V212H113ZM157 211H162V212H164L163 214L165 215V216H163L165 219H163V217L162 218H159V220H158V217H156L155 215H157V213H159V212H157ZM203 211V212H202ZM14 212V213H13ZM120 212V213H119ZM162 212H160L161 214H162ZM189 212H190V214H191V216H192V218L190 217V215H189ZM20 213V214H19ZM127 213V214H126ZM128 213H130V214H128ZM156 213V214H155ZM178 214V216H177V214ZM181 213H182V215H183V217H184V219H182L183 217H182V215H181ZM201 213H203V214H201ZM93 214H96V216H93ZM120 214L121 215V217H120V215L118 216V215ZM162 214V215H163ZM187 214V215H186ZM22 215L20 216V217H22ZM103 215V217L104 218H106L105 216ZM111 215L113 216V218H111ZM175 215V216H174ZM189 215V216H188ZM0 216V217H1ZM8 216H10V214L8 215ZM24 216V215H23ZM116 216H117V218H116ZM124 216V217H123ZM178 217V219H176V221L178 222H175V221H173V219H175L174 217ZM181 217V221L183 222H181V223H179V220H180V217ZM195 216V217H194ZM101 218V219H104V218ZM157 219H156V218ZM205 217V218H204ZM28 218V217H27ZM196 218H197V220H196ZM29 219H31V218H29ZM28 219V221L29 222H31L30 220ZM33 219V222L34 221H36L37 222V220L35 219V218H32ZM31 219V220H32ZM163 219V220H162ZM187 219L188 220H190V221H187ZM195 219V220H194ZM209 219V220H208ZM210 219H211V221H210ZM242 219V218H241ZM20 220V219H19ZM118 220V221H119ZM164 220H165V222H164ZM23 221V220H22ZM21 220H20V222L19 223H21L22 222ZM28 221H27V219H24V222H22V223H25V222H27L28 223ZM163 221V222H162ZM171 221V222H170ZM192 221L194 222V223H192ZM209 221V222H208ZM212 221H214V222H212ZM127 222H128V225H127ZM177 223V224H175V223ZM185 222V223H184ZM193 224V226H192V224ZM121 223V224H120ZM123 223H125V224H123ZM130 223V224H129ZM161 223H162V227H161ZM188 223H190L189 225H188ZM209 223H210V225H209ZM214 223V224H213ZM219 223H221V224H219ZM142 224H144V229H142V227H139V226H141ZM160 225V226H158V225ZM172 224H175V226H178L176 229V231L178 232H176V231H171V230H175V228H170V226L171 227H173L172 226ZM181 224V225H180ZM228 224H230V223H228ZM58 225H60V224H58ZM57 225V226H58ZM62 225H63V223H62ZM62 225H60V229L62 230V228H65L64 226H62ZM70 225V223H68V226ZM132 225V226H131ZM145 225H148L149 227V229H150V227L152 228V230L154 231V229H157L158 227V232L157 231H155L154 233H155V235H154V233H153V231L151 232V229L149 230V233H150V235H153V236H150L149 234H148V229L146 230V228H145ZM164 225V226H163ZM165 225H166V227H165ZM168 225V226H167ZM182 225H184V227L182 226ZM218 225H220L219 227H217ZM101 226V227H100ZM114 225L108 230V229H105V233H107V237L104 239V241L102 240L101 241V243H98L97 244V246H99L100 247V245H101V247L103 246V245H105V243L107 242V240H108V237L110 236V235H115V233H113L112 231H114V232H116V236H118L119 234L118 233H120L121 232V229L119 230L120 232H118V228L116 227L115 229H112V228H114L115 227ZM139 227V228H137V229H142L144 232H142V234H144L145 232V235H143V236H141V234H138L137 232H134V231H136V230H134L135 229V227ZM174 226V227H175ZM189 226V227H188ZM192 228H191V227ZM210 226H211V228H210ZM226 226H229V225H226ZM59 227V226H58ZM98 227V228H97ZM102 227H104V226H102V225H98V226H96V228H95V233H97L98 234V232H100V231H102L103 229H102ZM129 227H130V229H129ZM132 227H134L133 229H132ZM157 227V228H156ZM165 227V228H164ZM183 229H182V228ZM223 227V229H221ZM225 227V228H224ZM105 228H107L106 226H105ZM161 228H163V230L161 229ZM180 228L182 229V230H180ZM99 229H101V230H99ZM128 229H129V231H128ZM132 229V230H131ZM161 229V230H160ZM171 229V230H170ZM178 229L181 231H178ZM211 229V230H210ZM97 230V231H96ZM99 230V231H98ZM108 230V231H107ZM107 231V232H106ZM111 232V233H108V232ZM138 231V230H137ZM162 231H164V232H162ZM170 231V232H169ZM71 232V233H70ZM69 232V229H68V234H69V236L68 237H70L71 238V236H73V231H70ZM129 232V234L130 233H132L131 235H128L127 233ZM161 232H162V235H169V237H168V235H167V238H170V239H167V241H166V243H165V239H164V236H160L161 235ZM168 232V233H167ZM173 232V233H172ZM174 232H176V234L174 233ZM27 233V232H26ZM94 233V235L93 236H95V238L97 237V234H95ZM102 233H104L103 231H102ZM121 234L120 233V235L122 236H124V234ZM135 233V234H134ZM136 233H137V235H136ZM163 233H165V234H163ZM167 233V234H166ZM184 233H186V235L184 234ZM221 233V234H220ZM229 235H228V234ZM25 233H23V234H21L22 235V237H23V235H24ZM99 234H101V232L99 233ZM118 234V235H117ZM127 234V235H126ZM137 237V239H136V237L134 236V235ZM146 234H147V236H146ZM160 234V235H159ZM176 235V237H175V235H174V237H172L171 235ZM196 234V235H195ZM202 234V235H201ZM20 234H18V236H19ZM21 235L19 236V237H21ZM26 235V234H25ZM24 235V237H23V239L26 237ZM27 235H28V233H27ZM119 235V236H120ZM200 235V236H199ZM17 236V235H16ZM16 236H13V239H12V242H14V241H18V239H15V238H17ZM84 237H86V235H83ZM134 236V237H133ZM139 236L140 237H142V238H139ZM183 236V237H182ZM227 236V237H226ZM229 236V237H228ZM15 237V238H14ZM22 237H21V239H22ZM145 237V238H144ZM149 237V238H148ZM151 237H153V238H151ZM155 237V238H154ZM185 237V238H184ZM94 238V237H93ZM92 238V240L91 241H93L94 239ZM158 238H160V239H158ZM172 238H174V239H172ZM184 240H183V239ZM192 240H191V239ZM201 238H202V240H201ZM231 238L235 241L236 240V242H238L239 241V238H235L234 236H232L231 235ZM235 238V239H234ZM3 239H6V236L5 237H3ZM22 239V240H23ZM107 239V240H106ZM163 239H164V241H163ZM178 239H180L181 241H178ZM230 239V238H229ZM20 240V239H19ZM131 240H130V242H131ZM140 240V241H139ZM204 240V241H203ZM241 240V239H240ZM96 240H94V242H95ZM144 241L145 240H143V242H141V244L143 243V245H144ZM150 241V240H149ZM161 241H163L164 242V244H166V245H164L163 244V242H161ZM169 241H170V243H169ZM174 241V242H173ZM177 241V242H176ZM193 241V242H192ZM206 241V242H205ZM104 242V243H103ZM152 241H150V243H151ZM163 244H161V243ZM176 242V244H177V246H176V244H174ZM182 242V243H181ZM202 242V243H201ZM26 243V245H25V247H23V244H25ZM27 243H32V241L31 242H24L23 244L22 243H20L21 245H22V247L23 248H26V246L28 245ZM44 243H46V244H44ZM103 243V244H102ZM201 243V244H200ZM211 243V242H210ZM43 244L46 246L47 244H49V243H47V242H43ZM129 244V245H128ZM162 245V248L159 246V245ZM173 244H174V246H173ZM198 244H199V246H198ZM214 244V245H213ZM50 245V244H49ZM49 245H47V246H49ZM154 245V246H155ZM198 247H197V246ZM212 245L213 246H215L216 244L213 242L212 243ZM73 246V245H72ZM72 246H71V248H72ZM135 246V247H134ZM21 247V248H22ZM127 249H126V248ZM138 247V248H139ZM174 247V248H173ZM73 248H76V246L74 247L73 246ZM122 248H123V251H122ZM131 248V249H132ZM176 248V249H175ZM191 249V250H189V249ZM196 248V249H195ZM119 251H118V250ZM126 249V250H125ZM182 249H183V251H182ZM115 251V252H114ZM120 251H122L121 253H120ZM125 251V252H124ZM150 251V250H149ZM188 251H189V253H188ZM234 250H232L231 251V249L229 250V253L230 252H233ZM254 251L256 252V250H253L252 252L254 253ZM126 252H128L127 254H125ZM183 252H186V253H188L187 254V257L186 256H184L185 254H182ZM191 252H192V254H191ZM194 252V253H193ZM123 253H124V256H123ZM149 253H147V254H149ZM160 253V254H159ZM250 253V252H249ZM117 254H119V255H117ZM183 256H182V255ZM203 254H205V255H203ZM250 254H252V253H250ZM256 254H258L257 252H256ZM190 255V256H189ZM192 255V256H191ZM194 255V256H193ZM126 256H129V257H126ZM119 257V258H118ZM131 257V258H130ZM183 257H186L187 259H184ZM124 258V259H123ZM128 258H130V260H128ZM148 257L146 256V259H147ZM182 258H183V260H186V261H183L182 260ZM35 259H36V257H35ZM113 259V260H112ZM126 259V260H125ZM138 260V262L136 261V260ZM190 259V260H189ZM192 259V260H191ZM134 260V261H133ZM188 260V261H187ZM71 261V262H70ZM78 261V260H77ZM77 261L74 259V260H69L68 262H70L69 264H79V263H77ZM108 261V260H107ZM105 262L104 264H110V262L108 263V262ZM140 261V262H139ZM144 261V262H143ZM68 262H67V264H68ZM74 262V263H73ZM131 262V263H130ZM157 263H155V264H157ZM62 264H66L65 262H63ZM148 264V263H147Z\"/></svg>",
    "mask_w": 264,
    "mask_h": 264
}]
</instances>
